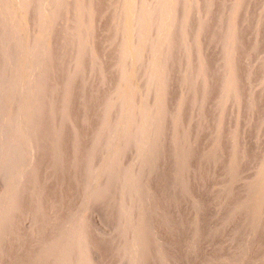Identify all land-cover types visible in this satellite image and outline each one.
<instances>
[{
    "label": "rangeland",
    "instance_id": "374dc122",
    "mask_svg": "<svg viewBox=\"0 0 264 264\" xmlns=\"http://www.w3.org/2000/svg\"><path fill=\"white\" fill-rule=\"evenodd\" d=\"M20 1H21V3H20ZM52 1L53 0H27V2H28L27 3L26 0H24V1L23 0H19V1L18 0H0V70H1L0 71V96H1L0 97V102H1L0 103V198L3 199V200L0 199V220H3L6 222L9 219L8 218V216L10 214L9 211H11V208H13L11 213L16 215V217L18 216L19 218H21L22 222H24L26 220L28 222H30L27 219V217H23V216L19 215L21 213V211L20 212L18 211L19 206H20L19 204L21 201H23V199H25L24 202L26 201V203H27L28 199L31 197V199L29 200V203H30V201H32V198H33L31 196V194H29V193H31L30 191H28L29 193L27 191L26 192L24 191L25 182H29L28 184H30L31 191H33L36 187H38V185H35V183H37L36 180L39 177V175L42 177L41 172H40V168L42 166L40 165V163L37 159H38V156H39L42 148L46 147L44 144H42L43 141L41 140L45 137V133H44V127L45 126H43V125H45L46 123L49 124V123L53 122L54 124L56 123L59 127L53 131V133L56 131L55 133H57L56 135L58 137L55 139L56 135L55 136L51 135V138L52 139L54 138V140L51 139L52 142L49 141L50 143L48 144V146L46 148L47 152L48 151L49 152L47 153L45 161H47V160L53 161L52 159H54L53 157H54V155H56L55 160H54V163H51L52 167H51L50 172H49L50 174L48 173L49 175H47V178H45L47 180H45V181L42 180L41 187H40L41 193H42L40 195V199H39L40 201H36L33 199L34 202L32 201L30 203V204L33 203L32 204L33 206L28 205L29 207L31 206L30 208L32 211L33 210L38 211L36 209V207H37L36 205H38V206L41 205L40 207H38V209H40L42 211V215L41 216L39 215V218L43 219L42 223H40L42 225H40L41 228L38 227L37 229H35L37 232L35 233V231H34V236H35L34 239L35 240L39 239L43 235L40 239L44 240V242H43V244H45L44 247L48 248L49 246L52 245L51 247H49L51 249V251H53L52 256H53V258L58 260L57 261V260L52 259V256H51V258H49V260L50 259H52V260H50L47 264H51L52 261H56L57 264H63V263L64 264H67V263L68 264H88V261H92V262H90L91 264L92 263L93 264H130V263L143 264V263H145V260H144L145 254H147L148 251H149V253H151V254H149L151 256L150 257L148 256L149 258L147 256L145 257L146 261L149 260V261H147L146 264H264V259H263L264 258V235H263L264 230H263V233L261 232V235L258 234V232L260 233V231H262L261 229H264L263 228L264 222L261 221L262 215H259L260 213L261 214L264 213V171H263L264 164L258 172L257 171L256 172L250 171L252 169H251V166H249L250 165V159H249V155H248V154H251V152H253L254 153L253 157H254V159H256L257 162L258 161H264V151H263V149L260 148V146H262V144L264 143V125L262 126L263 128L259 125L258 127L254 126V128L252 129L251 126L256 125L254 123V124L250 125L251 128L249 129V125H246V123H245V125L242 124L243 123L242 121H245V118L247 117V115L249 113L256 115L255 118L257 117L258 119L261 117H264V77H263L264 75L262 76V74H264V72H262V74H261V76H262L261 79H259L260 78L259 75L257 77L253 76V74L250 75V78H251V79L249 78L250 82L248 81L249 84L245 87L243 86L244 83H241V82L238 85L233 86V85L229 84L228 79L230 78L229 72L231 71L232 75L231 74L230 75L232 76L233 80H235L236 77L234 76L235 75L234 70H235V66H236L235 64L236 63L234 64V62H232L234 65L232 64L233 68L231 67V69L227 68V66L222 67V66H224V64L222 63V62H224L223 60H225L227 57H228L227 58V60H228V59H232L234 56H236L235 48L238 45V43H236L237 45L234 46V44H235L234 40H236V39H234L235 33H233V32H236L237 29L239 27H241L240 26L241 23H242V25H243V23H245L244 19H248V17L251 15V13H249V12L254 11L256 6H261L260 3L257 4L258 0H255L257 3H255V1L251 2L253 0H211V1L210 0H193L192 3H191V0H188V1L187 0H114V1L113 0L112 1L104 0V1H101L99 5H97L96 2H94L96 0H94V1L93 0H81V3H79V5H78L79 6V12H78L79 17L77 15L76 18H74L73 20L70 21L71 25L69 23V25H68L69 29L65 28V24H66L65 22L68 21V17L71 14V11L73 10V7H72L73 6L72 4H74L73 0H63V1L60 0L61 3L58 6V9H56L57 7L55 8V4L58 0H54L53 2ZM189 1H190L189 5H192V4L194 5L195 2L196 3L199 2V4H200V2H201V4H203V3L205 4V2H207L205 5H207V6L213 5L212 6L213 9H211L212 8L211 6L209 7L208 10L209 11L211 10L209 13H208V11L204 12V10H203V12H201L202 14L196 13V11L194 12V6L193 5L191 6L192 7L191 9L193 10V13H191L193 19L192 18H190V19H192L194 21V23L192 22V24H194V25H191L192 28L190 27L191 28L190 32H192L193 35H195V33H198L197 28L199 27V25H200L199 22L201 23L202 18H205V16H207L209 14L215 18L216 17L219 18V16L221 18L223 15L227 14L225 16H227L228 22H226V24L225 25L223 24V25L225 26L224 27L225 30H226V28H228L224 32V35L226 33H229V35H226L223 37V39L227 38L226 40L225 39L223 40L224 42L225 41L227 42V43L225 42L226 44H223V46L221 45V42L223 43V41L219 42L217 37L214 38L213 41L215 42L217 40L219 43L217 41L216 42L218 44L212 42V47H211L212 50L211 51H213V52L215 51V52L212 53V55H211V52H207L206 46H204L203 49H201L202 46L204 45L203 43H202V45H200L201 43L199 41L200 38H202V36H203L202 33H198V35L196 34L194 37H191L192 36V34H191V36L189 37L188 40H190L189 41L190 43H192V42H194V43L190 44L187 42L188 44H190V45H188V48L190 49L189 53H191V55H188L187 59L181 61L178 64V62L175 63V61H178V55H179V53L177 55L178 50L176 49V47H177L178 43L181 41L179 36L180 37L182 36L181 30H183L184 26L182 23H181L182 25H180L179 20L175 19L174 14H177L180 7L183 4L185 5V3L187 4ZM263 1L264 0H262V2ZM17 2H19V3H17ZM241 2H242V4H241ZM243 2H244V5H243ZM262 2H261V4H262ZM53 3H54V6H53ZM69 3H70V5H69ZM91 3L92 4L94 3V5H92ZM105 3L107 4V6L102 7L105 5ZM108 3L109 4L115 3V5H112L115 8L114 9L110 8L111 6ZM30 4H31V6H30ZM197 4H195V5H197ZM229 4H230V7H229L230 9L227 8L229 6ZM120 5H121V7H120ZM145 5H146V7H145ZM158 5H159V7H162V12H163V14H165V16L163 18H162V16H160L159 17L160 19L158 17L156 18L155 16H153V13H155L154 9H156V10L159 9V8H157ZM37 7H39V10ZM251 7L254 9L252 10ZM90 8L95 9V15H96L95 17L96 18L94 17V20H96V21L97 20H99V21L104 20L103 21L104 24H102L101 21L100 22L98 21L103 26L94 20H93L94 24L92 23L93 26H92V24L87 25V26L85 25V23H87L88 11ZM109 8L112 9V11H110ZM142 8L145 10L146 15H148V17L150 16L148 18V22L147 21L145 22L144 20L138 21L140 19L139 18L140 17L139 10L141 12ZM242 8H244L243 14H242V12H243ZM106 9H109L108 13L107 12L105 13ZM190 10H189V12H191ZM240 10H242V12H239ZM22 11L23 12L26 11V13L28 12L27 14H29L27 16V18H29V19H27L28 22L25 25L21 24L22 23V14H21ZM80 11H82V12H80ZM119 12L121 15L119 14ZM189 12L187 13L186 17H189L188 15H191V14H189ZM229 13H230V15H228ZM99 14H100V16H99ZM104 14H106V16ZM109 14H110V16H109ZM122 14H123V16H122ZM34 15H36V16H34ZM115 15H116V17H115ZM167 15H169V16H167ZM30 16H31V18H30ZM120 16L122 17V19ZM195 16L198 18V20H195V19H197ZM245 16H247V17H245ZM46 17L47 18L49 17V19H47L48 21H46ZM98 17H102V18L98 19ZM118 17H120L121 21L119 20L116 23V20L118 19ZM200 18H201V20H200ZM31 19H32V21H31ZM81 19H83L84 21ZM170 19H172V20H170ZM238 19H239V21L237 23H239V26H237L238 24L236 23V21ZM41 20H43V21H41ZM169 21H171L170 23H173L174 21H178V23H179V25H176L177 27H175V25H174V24H177V22L176 23L174 22V24H172V26H171V30L173 29L174 34H175L174 31H176V34H175V37H174V34H171L172 35L171 37L173 39L171 40V38H170L169 43L172 42L170 44L164 38L165 28L167 26V23H169ZM56 23H57V25H56ZM112 23L113 24L115 23V28H114V25ZM139 23L141 25H139ZM43 24H45V25H43ZM58 25L60 27L59 30H58ZM82 25H85V27ZM98 25H100L102 29L101 28H100V30L97 29L98 27H100ZM112 25H113V27L111 28ZM24 26H25V28H24ZM88 26L91 28L93 27V28L92 29L90 28V30H89ZM94 26L95 27L98 26V27L94 28ZM136 26H138L139 29H136ZM63 27H64V30H63L64 32H62ZM106 28L108 31L106 30ZM174 28H175V30H174ZM178 28H179V30H178ZM65 29H67V30H65ZM80 29L83 32H85V30L87 29L86 31L89 33H87L88 35H85V41L81 40L79 42L80 43L79 44L77 41L78 39H77V33L76 32L80 31ZM94 29L98 30V31H95ZM231 29H232V31H230ZM121 30H123V31H121ZM193 30L197 31V32H194ZM211 30L212 29L210 27H209V29L207 28V32L208 31L210 32ZM247 30H249V29H247ZM93 32L95 34H97V32H99L98 34H100V35L102 34L103 37H102V35L100 36L98 34L95 36L93 34ZM114 32H115V34H114ZM104 33L106 34V36H104ZM110 33L111 34L113 33L112 36ZM116 33H117V35L119 34V37L127 36V34H128L129 35L128 42L125 45L122 42H121L122 44H119V45L115 44L118 42L113 43V41H116V39L119 38L116 35ZM151 33H153L154 35ZM62 34H64V35H62ZM121 34H122V36H121ZM74 35H75V37H74ZM113 35H114V37H113ZM148 36H151V38L150 37L148 38ZM94 37H96V38L99 37L100 39L99 38L98 39L100 41L98 40V42H97L96 38H95L96 41L91 40L92 38L94 39ZM104 37H106L105 40L101 41V39L103 40ZM106 39H107V41L109 39L108 42L111 41L113 45L111 46V44L109 45L108 43H106ZM150 40L154 41L155 44L152 41L149 43ZM94 41H95V43H94ZM165 41L167 42V44L165 43ZM198 42H199V45L201 47L198 45ZM236 42H237V40H236ZM195 43L197 44L198 47L196 46ZM87 44H88V46H91V47H88V49H87ZM96 44H97V46H95ZM99 44H101V45H99ZM103 44H105V45H103ZM114 44H115V46H114ZM148 44H150V45H148ZM171 44L173 46H176V47H173V49L169 52V50L167 49L169 47L166 45H169L171 47L172 46ZM260 44H262L261 45V47H262L264 44V41L261 42ZM122 45H124V46H122ZM193 45H195V46H193ZM94 46L96 49H94ZM103 46H104V48H103ZM157 46H158L159 50L156 53V55H154V56H156L154 58L152 53L154 52L153 49ZM189 46H191L192 49ZM220 46H221V48H220ZM227 46H229V47H227ZM106 47H107V49H106ZM120 47H123V48H120ZM194 47L195 48L200 47L199 51L197 52L198 49H195ZM217 47H219V49ZM74 48H76V49H74ZM231 48L233 50H231ZM262 48H264V46ZM110 49H113V50L110 51ZM114 49L115 50L117 49V50L114 51ZM221 49H222V52H220L221 55L216 54V53H218L217 51H219ZM227 50H228V53H227ZM208 51H210V50H208ZM84 53H85V55H84ZM150 53L152 56L150 55ZM206 53H208V55H210L209 58H211L213 60H210L209 58H206L205 62L203 60H201ZM30 54H32V55H30ZM102 54H103V56H102ZM166 54H168V55H166ZM213 54H215L216 57ZM230 54H232V55L230 56ZM259 54H260L259 52L257 53V51H255L254 56H252V58H254V60L252 62V65L254 67L253 66H252L253 68L251 67V69H250L251 71H254L255 69H257V67H260L259 64H261V57L257 58L259 56ZM53 55H55V56H53ZM123 55L125 57H123ZM217 55L220 56L221 58H217L218 57ZM50 56L53 57V61H50V63L53 62L51 64L48 63ZM77 56H82L84 59L82 61L83 65H81L77 69L78 74H77V77H75L76 78L75 87L72 90L71 97H70L71 103H69L68 106H65V108H62V110H61L60 106H57V104H59L58 99H56L54 97L52 98V96H51V98H52L51 100L53 102L51 104V106H47L44 108L46 112L44 111V109H43V111L42 110L40 111V109L44 106H39V105H40L41 101H43L42 99L46 95L44 92V93H42L43 94V96H42L39 89H37L38 84L41 83V85H44V89L47 92V95L50 94L48 92L50 91L51 88H54V86H52V85L55 84L54 82H57V80L61 81V83L64 84L63 78L65 77V73L68 70L67 68L70 66L71 60ZM121 56L123 58H121ZM142 56H143V58H142ZM61 57H62V60H61ZM63 57H65V58L63 59ZM150 58H151V60H150ZM167 58L169 59L168 61H167ZM223 58H225V59H223ZM46 59L48 60V62H46L47 61ZM108 59H110V60H108ZM208 59L212 63L208 62L207 61ZM218 59H220V60H218ZM107 61H108V63H107ZM213 62H214V65H216V66L212 65ZM101 63L104 66L102 67L103 69L100 70L99 67H101V66L99 64H101ZM104 63H106V64H104ZM128 63H129V65L130 64H132V65L129 66ZM206 63H207V65H206ZM209 63H210V65H209ZM199 64H201V65H199ZM203 64H205L206 66H209V68L208 67H205V68L201 67ZM211 65L216 69L214 72L216 76L214 75L215 77H213V78L208 77V76H210V74H212L211 70H210V68L212 69ZM199 68L201 70L205 69L204 73L201 74V70ZM202 68H204V69H202ZM90 69L93 72L89 74L88 71ZM206 69L208 70V72L206 71ZM221 69H222V71H221ZM19 70H20V72H19ZM42 70L46 72V75L43 78H41L42 77L41 72H43ZM165 70L167 71V73ZM198 70H200V71H198ZM187 71H188V74H187ZM206 72L209 74H207ZM163 73H164V75H163ZM254 75H255V72H254ZM146 76L148 78H146ZM122 77H124L125 79ZM255 77L260 82H258L257 80L255 81V79H256ZM109 78H111V79H109ZM208 78L210 79V81ZM41 79H43V80H41ZM206 82L208 84L204 85L203 83H206ZM256 82H258V83H256ZM127 84H128V86L130 85V87H131V88L129 87L130 91L127 90V88H125V86ZM99 85L100 86L105 85L107 93H104V94L100 93V97H97V96H99V92H100L99 89H97V88H99L98 87ZM190 86L192 87V89H190L191 88ZM239 86H241V87H239ZM143 87H144V89H143ZM167 89H169L170 91H168ZM80 90H84L83 92L86 93V94L82 93L83 95L85 94L84 96H82V98H78V96H77V95H81V92H79ZM129 92L130 93L133 92L132 93L133 95L130 94ZM258 93H260V94H258ZM246 94L248 95V97ZM252 94H254V95H252ZM110 95H111V97H110ZM37 96H38V98H37ZM124 96H126V97L124 98ZM252 96H254V97H252ZM130 97H132L133 99L131 98L132 99L131 100ZM76 98L79 101H77ZM94 98H96V100ZM128 98L130 99V101ZM244 98H245V101H244ZM107 99H109L111 101H109V100L107 101ZM93 100L97 101V102H94ZM184 100L187 101L188 103H185L186 105L182 107L181 105L184 104ZM216 100L221 101V104L223 105V106L220 105L221 107H219V109L217 111L213 110L215 107H213L211 105ZM165 101H166V104H168V106L163 105V102L165 104ZM108 102H110V105L107 104ZM122 102H123V104H122ZM182 102H183V104H182ZM200 102H201V104H200ZM18 104H19V106H18ZM199 104L201 106H199ZM202 104H205V106H202ZM46 108L49 109V111H47ZM119 109H120V111H119ZM229 109H230V112H231V110H233L234 116H232L231 119L229 118V120H228L227 118H225V112H227V110H229ZM64 110H66V111H64ZM63 111H64V113H63ZM179 111H181V112H179ZM39 113H40V117H39L40 121L39 122L41 124L43 123V125L41 126V130H40L38 136L36 137L37 139L36 138L32 139L31 132L33 129L31 131H30V129L33 128V126H34L33 121H35V119L37 118V115ZM180 113H181V115H180ZM43 114L47 115L48 117L47 116L43 117L44 116ZM88 114H89V116H88ZM176 114H178L180 116V119H179V116H177ZM245 114H246V117H245ZM81 116H84V117H81ZM199 116H200V119L198 118ZM29 117H31V118H29ZM234 117H235V119H234ZM8 118H10V119H8ZM40 118L41 119L43 118V120H41ZM98 118H100L101 120L104 119V121L103 120L101 121V123H102V127H101L102 129L101 130L102 131L100 132L99 137H97V135L93 133L94 132V125H95V122ZM238 118H239V120H238ZM255 118H254L253 122H256ZM74 119L76 120V122L79 121L80 125L82 122V126L81 127L79 126L80 127V130H79L80 135L77 137V139H78L77 142H74L76 140V138L73 134V133H75V129H74V127H72L73 126L72 123H74V121H75ZM84 119H85V121H84ZM189 119H191V121L194 120L193 122L196 121L195 123H197V122L199 124L201 123L200 128L202 130L199 127H197L199 125L198 123H197L198 125L193 123V122H192V124H190L191 121H189ZM231 120H233V121H231ZM83 121H84V123H83ZM229 121H231V123H229ZM263 121H264V118H263ZM180 122H182V123H180ZM6 123H8V124H6ZM163 123L166 124L165 127H164ZM128 124L130 126H128ZM189 124L191 127H188ZM169 125L171 127H169ZM241 125H243V127H241ZM145 126H147L149 128V131H148L149 133L145 132ZM173 126H176V127H173ZM182 126H184L183 129H179V128H182ZM205 126L207 128H205ZM230 126L234 127V129L233 128L232 129L235 131V134H236L235 136H234V132L232 129L230 132L226 133L227 131L230 130ZM235 126H237V127H235ZM130 127L132 128V130ZM161 127L165 128L166 131H164ZM203 127H204L205 132L203 131ZM113 128L114 129L116 128L115 130H117V131L119 129L118 132L120 134L117 132L118 134L116 133L115 135H112V129ZM128 128H130V129H128ZM177 128L179 129V131H177L178 130ZM186 128H187V130H185ZM197 128H199V129H197ZM120 129H121V132H120ZM126 129L128 131H132V132H128V131H126ZM173 129H174V131H173ZM255 129L257 132L255 131ZM257 129H259V130H257ZM181 130L182 131L185 130L186 132L187 131L188 132L183 133L185 131L182 132ZM124 131H125V135H124ZM175 131H177V132L174 134ZM249 131H251V132H249ZM231 132H233V135ZM59 134H61V135H59ZM110 134L112 135V137ZM157 134H159V135H157ZM168 134H169V136H168ZM182 134H184L185 136ZM227 134L230 135L231 139H233V137H234V139L237 141L236 142V146H237L236 148L233 147V149H232L230 147L229 143H230L231 139H228L229 135H227ZM39 135H41L43 138H41ZM119 135H121V136H119ZM180 135H182V136H180ZM189 135L194 136L196 138V141H193L194 137H191ZM179 136L181 138H179ZM219 136H222V137H219ZM226 136H227V138H226ZM253 136L257 137V140L255 141L256 143L254 142L255 138L253 139ZM223 137L226 139L223 140ZM120 138H122L123 139L122 141L124 143H126L124 146L127 145L125 147L126 150H124V152H120V151H122V148H121L122 145L121 144L123 143ZM219 138H221L222 140ZM69 139H70V141H69ZM178 139H181V140L179 141ZM191 139H192V141H191ZM58 140H62L61 142L62 143L64 142V144H65L64 146H66V147L62 146L60 149L55 144H53L54 142L58 144V142H59ZM167 140H168V142H166ZM198 140H199V142L197 143ZM137 141H140V142H137ZM178 141H179V143H178ZM245 141H246V144H245ZM78 142H79V144H78ZM136 142L141 146V149L138 148L139 145L137 147ZM163 142H166V144H167V145H165V147H166L165 149H162V146H161ZM182 142H183L184 146L181 145ZM51 143L55 146L51 145ZM74 143H76L77 145ZM177 143L178 144L181 143L179 147H178ZM192 143H193V145L190 147V145ZM171 144L174 145V148H173V145H171ZM186 144L188 147L186 146ZM196 144L198 145L197 147H196ZM257 144H261V145L257 146ZM181 146H183V147H181ZM56 147H57V149H59L57 152H55ZM176 147H178V148H176ZM227 147H228V149H227ZM229 147L232 150H230ZM241 147H242V149H241ZM118 148H120V149H118ZM159 148L163 153L161 151H160L161 153H159ZM202 148H203V150H206V155L203 158V159H206V161L201 160L200 165H196L195 162H196L197 158H195V157L197 156L198 151L202 150ZM66 149L67 150L71 149L70 150L71 153L69 156L71 158L68 161V163L66 162V160H63V158H64L63 153L65 155ZM222 149H224V151ZM191 150L192 151L195 150V152L194 151L192 152ZM227 151H228V153H227ZM232 151H234V152H232ZM119 152L122 153L123 155H126V157L123 156V158L125 159L123 164H125V165L123 166L124 168L122 169V171L121 170L119 171V169H117L118 163H116L117 159H120V156L118 155V154H120ZM174 153H175V155H174ZM212 153L215 155L218 153L217 154L218 158H215L214 160L211 159V157L213 155ZM34 155H35V157H34ZM72 155H73V157H72ZM173 155H174V159H173ZM6 156H8V157H6ZM90 156H93V157H90ZM118 156H119V158H118ZM188 156H190V158L193 160H189L190 158ZM245 156H247L248 158ZM89 157L91 159L96 158L98 160V167H97L98 171L96 170L95 174L93 173V177L90 176L87 173V171L84 170L85 167L87 166L88 162L90 161ZM101 157H102V159H100ZM236 157H238V159ZM161 158L162 159L165 158L164 161L166 163L165 162L161 163L160 161H163V160H161ZM176 158H179L180 162L182 160L183 164H182V162L180 163V166H181L180 172L177 171V173L173 175V174H171V172H169V171H171V170H169V168H170L169 166H171L169 163H171L172 160L173 161L176 160ZM183 158H187L188 161H191L189 164V165H191V167L186 165V163H189V162L184 161L186 159L183 160ZM194 159H196V160H194ZM244 159L245 160L249 159L248 165L247 164L244 165L242 163L243 162L242 160H244ZM100 160L102 161V163ZM210 160L212 162H210ZM236 160H238V161H236ZM245 160H244V162L247 163ZM158 161L161 163V165L165 164L168 168L165 165H163L161 168V165L158 164ZM168 161H170V162H168ZM208 162H209V165H208ZM236 162L238 165H239L238 162H240L241 165L238 166L239 168L237 167ZM37 163H39V164H37ZM106 163H108V164H106ZM210 163H211V165H210ZM167 164H169V165H167ZM159 165H160V167H158ZM242 165H244V167ZM186 166L188 168V171L186 169ZM228 166H231V167H228ZM246 166L250 167V169H248ZM240 167H242L243 170H242V168L240 169ZM9 168H10V170H9ZM82 168H84V169L82 170ZM193 169H194V171H193ZM235 169H237L236 172H234ZM60 170H62V171H60ZM159 170L162 171V173ZM165 170H166V172H164ZM182 170H184V171H182ZM205 170L209 171V174L207 177H202L203 172ZM226 170L227 171L229 170V171L227 172ZM33 171H36V172L38 171L39 173L37 172L38 173L37 174L36 172L34 173ZM81 171L82 172L84 171V172L82 173ZM261 171H263V172H261ZM185 172L187 174H185ZM200 172H201V174H200ZM34 174H35V176H34ZM166 174H167V176L165 177ZM193 174L195 175V177ZM230 174H232L233 176ZM139 175L141 176V179H140ZM180 175L182 177H183V175H185L186 177L185 176L184 177L186 178V180L184 177L181 178ZM190 175H193V176H190ZM225 175L227 176V178ZM142 176H144V177H142ZM162 176H164V177H162ZM73 177L75 180L73 179ZM109 177H110V179H109ZM167 177L169 178V181H168ZM178 177H179L180 181H178ZM201 177L203 180L201 179ZM124 178H126V179H124ZM135 178H139V179H135ZM171 178L173 179L172 181H174V182H171V180H170ZM12 179H13V181H12ZM49 179H51V180H49ZM221 179H223L222 181L226 180V182L225 183L221 182ZM128 180L131 181V183ZM252 180H253V182H252ZM120 181H122L123 183H126L128 181L127 184H124L125 187L123 189V191L126 194L124 192H122V193H120V195H118L119 194L118 186H119ZM167 181L169 183L168 186H166ZM70 182H74L72 186H70ZM240 182H242V183H240ZM77 183H78V185H77ZM189 183H190V185H189ZM202 183H204V184H202ZM57 184H58V186H56ZM59 184H61V185H59ZM197 184H198V186H197ZM46 185H48V186H46ZM104 185H105L106 189L108 188V190H106L108 192V194L104 192L105 197L104 196L103 197L105 199L102 198L101 200H103V201H100V204H99L98 203L99 201H96L94 199V197H97V196H94V195H95V193H98L99 188L104 187ZM221 185L224 186L225 188L227 187L226 190L225 189L223 190V187ZM34 186H36V187H34ZM42 186H43V190H42ZM45 186H46V188H44ZM80 186H82V187H80ZM110 186H111V188H110ZM220 186H221V188H220ZM8 187H10V189H12V190H10ZM161 187H162V189H161ZM213 187L215 189L220 188L221 190L218 189L215 191ZM58 188H60V190ZM68 188H69V191H68ZM96 188H98V189L96 190ZM182 188H184V193H183V195H180L178 193V191L181 190ZM55 189L58 191H56ZM90 189H92V190H90ZM138 190H140V193L142 194L139 196V199L140 198L141 199H140V201L134 202L131 197H133L137 193ZM166 190H167V192H166ZM219 190L222 192L221 194L217 193V191H219ZM191 191H192V193H190ZM3 192H5L6 195L3 194ZM110 192H111V194H110ZM127 192H128V194H127ZM133 192H135V193L133 194ZM10 193H12V194L10 195ZM190 194H192V195H190ZM116 195H117L118 201L116 200L117 199ZM129 195H131V196L129 197ZM149 195H151V197ZM160 195L162 198L160 197ZM178 195L180 196V198L177 197ZM118 196H120V197H118ZM145 196L148 198H146ZM157 196H159V197H157ZM217 196L218 197L220 196V197L218 198ZM23 197H25V198H23ZM176 197L178 198L177 200H176ZM198 197H200V198H198ZM208 197H209V199H208ZM17 198H18V200L15 201V199H17ZM119 198H120V200H119ZM171 198L174 200H171ZM166 199L168 200L169 206L167 205ZM181 200H184L182 202V204H184V205H182V206H181ZM199 200H200V203H199ZM8 201H9V203H8ZM105 201L109 205L104 204ZM154 201H156V202H154ZM157 201H160L162 203L157 202ZM208 201H210V202H208ZM38 202H40V203H38ZM64 202H66V203H64ZM131 202H134V204H132ZM113 203H115V204H113ZM197 203L200 206L196 205ZM210 203H211V205H210ZM91 204H92V206H91ZM135 205H137V207ZM175 205H176V207H175ZM177 205L179 207H177ZM195 205L198 207H196ZM122 206H125V207H122ZM159 206L162 207L163 209L159 208ZM84 207H86V208H84ZM152 207H153V209H152ZM174 207L176 209H174ZM124 208H126V209L124 210ZM145 208H147V209H145ZM170 208H172V209H170ZM196 208H198L199 210L201 209L200 211L204 212L203 217L201 216L203 213H201ZM215 208H216V210H215ZM85 209L86 210L88 209L87 212H85L86 211ZM137 209H138V211H137ZM143 209L145 210V212L147 211L146 213H149L150 215L145 214ZM168 209H169L170 213L168 212ZM177 209H179V210L177 211ZM192 209H194V210L196 209L195 212ZM212 209H214V210L210 211ZM119 210H121V211L124 210L125 212L128 211L126 213L127 215L124 212L123 214H125V215H124V217H122L123 214ZM166 210H167V212H166ZM208 210H209V212H208ZM136 212L140 215L136 214ZM140 212H142V214ZM173 212H175V213H173ZM206 212H208L209 215ZM120 213L122 215H120ZM159 213H160V215H159ZM172 213H173V215H172ZM196 213H198L197 216H193ZM13 214H12V216H13ZM31 214H33V213H31ZM35 214L38 216V214L36 212H35ZM53 214H55V215H53ZM141 215H143V219H142ZM146 215H148V216H146ZM139 216H141V217H139ZM192 216H193V218H192ZM255 216H256V218L259 217L258 219H260V221L257 224H255L257 227L256 230L252 229V230H254V234H253L254 237H251L252 230L249 227H247L245 224L247 222L251 221L252 218L255 219ZM196 217H197V219H196ZM136 218H140V219L136 220ZM155 218H157V219H155ZM162 218L165 222L162 220ZM152 219L155 220L156 222H154ZM258 219H255V221H257ZM189 220L190 221L192 220L191 221L192 223ZM44 221L46 224H44ZM150 221L153 223H150ZM157 221H159V222H157ZM193 221H194V223H196V226L193 223ZM163 222L164 223L167 222L168 224L169 223H171V224L167 225V224H164ZM64 223L66 224V226ZM159 223H163V224L159 225ZM186 223L189 224V226ZM207 223H208V225H207ZM4 224H3V226H4ZM122 224H126V225L123 227ZM232 224H233V226H232ZM52 225H55V226L52 227ZM178 225H180V226H178ZM186 225H187V228H185ZM172 226H173V228H172ZM151 227H152V229H150ZM175 227H176V229H175ZM178 227H182L180 229L181 231H178L179 230ZM44 228L46 229V232L48 234L47 233L44 234L45 233ZM159 228H160V230H159ZM207 230H208V232H207ZM170 231H171V233H170ZM199 231H200V233H199ZM256 231H258V232H256ZM143 232L145 234H143ZM248 232H250V234ZM150 234H152V236ZM179 234H181V235H179ZM38 235H39V237H38ZM185 236L187 237V239ZM183 237H185V239ZM63 239L65 240L66 243L63 241ZM138 240H140V241H138ZM148 240H151V243H150L151 247L149 246L147 248V246H148L147 243L149 242ZM173 240H176V241L174 242ZM193 240H194V242H193ZM48 241H50L49 242L50 245L47 243ZM253 241H255V242H253ZM136 242H138L139 245ZM141 244H143V245H141ZM179 244L182 247H180ZM262 244H263V246H262ZM47 245H48V247H47ZM65 245H66V247H64V250H65L64 251L62 249H63V246H65ZM69 245H70V247H69ZM164 245H166V246L164 247ZM177 246H179L180 248L179 247L177 248ZM186 246H187V248H186ZM260 246H261V248H260ZM60 247H62V248H60ZM53 248H55V249H53ZM113 248L114 249L116 248V249L114 250ZM66 249H67V253H66ZM140 249L141 250L144 249V250L141 251ZM186 249H187V251H186ZM57 250H59V251H57ZM71 250H74V251L72 252ZM123 250H124V252H123ZM69 251H71L70 255H68ZM112 251H113V253L116 254L115 256L112 253ZM102 252H103V254H102ZM145 252H147V253H145ZM239 252H240V254H239ZM80 253H82V254H80ZM93 253H95V254L93 255ZM97 253H99V254H97ZM104 253H107V254H104ZM122 253H123V255H122ZM257 254H259V255H257ZM102 255H104V256L102 257ZM106 256L108 259H104V257L106 258ZM93 257H96V259L98 258L97 261L95 260V258L93 259ZM176 257L178 258V261H177ZM100 258H102V259L100 260ZM62 259H65V260H62ZM88 259H90V260H88ZM105 260H106V262H105Z\"/></svg>",
    "mask_w": 264,
    "mask_h": 264
},
{
    "label": "bare ground",
    "instance_id": "6f19581e",
    "mask_svg": "<svg viewBox=\"0 0 264 264\" xmlns=\"http://www.w3.org/2000/svg\"><path fill=\"white\" fill-rule=\"evenodd\" d=\"M19 1V0H18ZM24 1V0H23ZM54 1V0H53ZM52 1V2H53ZM63 1V0H62ZM94 1V0H93ZM101 1H104V0H96V1H94V2H96V4L97 5H99L100 4V2ZM107 1V0H106ZM109 1V0H108ZM110 1H112V0H110ZM114 1V0H113ZM188 1V0H187ZM192 1L193 0H191V3H192ZM211 1V0H210ZM255 0H253V1H251V2H254ZM260 0H258V3L255 1V3H257V4H259L260 3V5L261 6H256L255 7V9L254 8H252V10L254 9V11H252V12H249V13H251V15L248 17V19H244L245 20V23H243V25H242V23H241V27H239L238 29H237V31L236 32H233V33H235V36H234V39H236L237 40V42H236V40H234V42H235V44H234V46H236L237 44L236 43H238V45L236 46V48H235V51H236V56H234L232 59H228L227 60V58L225 59V58H223V59H225V60H223L224 62H222L223 64H224V66H222V67H226L227 66V68H229V69H231V67L233 68V66H232V62H234V64L236 65L235 66V72H234V76L236 77H234L235 78V80H233V78H232V72L230 71L229 72V76H230V78L228 79L229 80V84L230 85H238L240 82L241 83H244L243 84V86L245 87V86H247L248 84H249V82H250V75H252L253 74V76H258L259 75V79H261V77L264 75V74H262V72H264V48H262L263 46H264V44H263V46L261 47V45L262 44H260L261 42H263L264 41V1L262 2V0L259 2ZM26 2H27V0H26ZM71 2V1H70ZM73 2H74V4H72L73 6V10L71 11V14L69 15V17H68V21L67 22H65L66 24H65V28H68V25H69V23H70V21L71 20H73L74 18H76L77 17V15L79 14L78 12H79V3H81V0H73ZM152 2V1H151ZM171 2V1H170ZM247 2V1H246ZM250 2V3H251ZM261 2H262V4H261ZM17 3H19V2H17ZM16 3V4H17ZM20 3H21V1H20ZM28 3V2H27ZM31 3V2H30ZM55 3V2H54ZM54 3H53V6H54ZM60 0H58L57 2H56V4H55V8L56 9H58V6L60 5ZM127 3V2H126ZM146 3V2H145ZM168 3V2H167ZM189 3H190V1L186 4L185 3V5L183 4L181 7H180V9H179V11L177 12V14H174L175 15V19H178L179 20V22H180V25H182L183 24V26H184V28H183V30H181L182 31V36L180 37L179 36V38L181 39V41L178 43V45H177V47L176 46H173L172 44V46L170 47L169 45H166V46H168L169 48H167L165 45V47L169 50V52L173 49V47H176V49L178 50V52H177V55H178V53H179V55H178V61H175V63L176 62H178V64L181 62V61H183V60H185V59H187L188 58V55H191V53H189V51H190V49L188 48V45H190V44H192V43H194V42H192V43H190L189 41L190 40H188L189 39V37L191 36V34H192V32H190V30H191V25H194V24H192V22L194 23V21L192 20L193 18H192V14L191 13H193V10L191 9L192 7V5H189ZM194 3V2H193ZM198 3V4H197ZM195 2V4H197V5H193L194 6V12L196 11V13H201V12H203V10H204V12L205 11H208V13L211 11H209L208 9H209V7L211 6H207V5H205L207 2H205V4L203 3V4H201V2H200V4H199V2ZM211 3V2H210ZM26 4V3H25ZM35 4V3H34ZM92 4V3H91ZM109 4V3H108ZM241 4H242V2H241ZM18 5V4H17ZM66 5V4H65ZM68 5V4H67ZM69 5H70V3H69ZM92 5H94V3L92 4ZM104 5V4H103ZM111 7H110V6ZM108 6L110 7V8H112V9H114L115 7H113L112 5H115V3H110ZM118 5V4H117ZM122 5V4H121ZM121 5H120V7H121ZM167 5V4H166ZM172 5V4H171ZM243 5H244V2H243ZM253 5V4H252ZM255 5V4H254ZM14 6V5H13ZM12 6V7H13ZM30 6H31V4H30ZM35 6V5H34ZM46 6V5H45ZM105 6H107V4L105 3V5L104 6H102V7H105ZM119 6V5H118ZM144 6V5H143ZM142 6V7H143ZM152 6V5H151ZM213 6V5H212ZM211 6V7H212ZM233 6V5H232ZM47 7V6H46ZM119 7V8H120ZM145 7H146V5H145ZM155 7V6H154ZM164 7V6H163ZM230 7V4H229V6L227 7L228 9H230L229 8ZM38 8V10H39V7H37ZM97 8V7H96ZM100 8V7H99ZM109 8V9H110ZM151 8V7H150ZM157 8H159L158 10H156V9H154V12L155 13H153V16H155L156 18L158 17H160V16H162V18L165 16V14H163V12H162V7H159V5H158V7ZM179 8V7H178ZM247 8V7H246ZM102 9V8H101ZM109 9H106V11H105V13L107 12H109L108 10ZM112 9H110V11H112ZM191 9V10H190ZM211 9H213V7L211 8ZM227 9V10H228ZM244 8H242V10H243ZM20 10V9H19ZM30 10V9H29ZM28 10V11H29ZM104 10V9H103ZM156 10V11H155ZM189 10L191 11V12H189ZM226 10V9H225ZM232 10V9H231ZM242 10H240L239 12H242ZM101 11V10H100ZM99 11V12H100ZM115 11V10H114ZM137 11V10H136ZM250 11V10H249ZM80 12H82V11H80ZM138 12V11H137ZM166 12V11H165ZM189 12V14H191V15H188L189 17H186L187 16V13ZM227 12V11H226ZM28 13V12H27ZM26 13V11H22V23L21 24H26L28 21H27V19H29V18H27V16L29 15V14H27ZM139 13H140V19L138 20V21H141V20H144L145 22L147 21L148 22V18L150 17H148V15H146V13H145V10L142 8V10H141V12H140V10H139ZM244 13V10H243V12H242V14ZM20 14V15H21ZM115 14V13H114ZM119 14H120V12H119ZM202 14V13H201ZM200 14V15H201ZM212 14V13H211ZM220 14V13H219ZM102 15V14H101ZM105 16H106V14H104ZM121 15V14H120ZM150 15V14H149ZM194 15V14H193ZM223 15V14H222ZM225 15H227V14H225ZM225 15H223L221 18H220V16H219V18L218 17H213V16H211L210 14L209 15H207V16H205V18H202V21H201V23L199 22V27L197 28V30H198V33H202V38H200V45H202V43L204 44L203 46H202V48L201 49H203V47L204 46H206V49H207V52H211V55H212V53H214L213 51H211L212 49H211V47H212V42H214L213 40H214V38H216L217 37V39H218V41L219 42H221V41H223L224 39H223V37L224 36H226V35H229V33H226L225 35H224V32L228 29V28H226V30L224 29V25L226 24V22H228V18H227V16H225ZM228 15H230V13L228 14ZM34 16H36V15H34ZM51 16V15H50ZM82 16V15H81ZM86 16V15H85ZM96 15H95V9H89V11H88V19H87V23H85V25L87 26V25H91L92 23L94 24V21H96V20H94V17H95ZM99 16H100V14H99ZM109 16H110V14H109ZM119 16V15H118ZM122 16H123V14H122ZM167 16H169V15H167ZM173 16V15H172ZM177 16V17H176ZM191 16V17H190ZM197 16V15H196ZM195 16V17H196ZM78 17H79V15H78ZM104 17V16H103ZM115 17H116V15H115ZM121 17V16H120ZM120 17H118V19L116 20V23L120 20ZM174 17V16H173ZM201 17V16H200ZM245 17H247V16H245ZM30 18H31V16H30ZM51 18V17H50ZM96 18V17H95ZM102 17H98V19H101ZM105 18V17H104ZM111 18V17H110ZM109 18V19H110ZM114 18V17H113ZM152 18V17H151ZM190 18H192V19H190ZM197 18V17H196ZM42 19V18H41ZM47 19H49V17L47 18L46 17V21H48ZM121 19H122V17H121ZM160 19V18H159ZM166 19V18H165ZM242 19V18H241ZM44 20V19H43ZM43 20H41V21H43ZM77 20V19H76ZM81 20H83V19H81ZM94 20V21H93ZM103 20V19H102ZM167 20V19H166ZM170 20H172V19H170ZM195 20H198V18L197 19H195ZM200 20H201V18H200ZM31 21H32V19H31ZM51 21V20H50ZM53 21V20H52ZM84 21V20H83ZM99 20H97L96 22H98ZM101 21V20H100ZM99 21V22H100ZM104 21V20H103ZM103 21H101V23L102 24H104L103 23ZM121 21V20H120ZM239 21V19L236 21V23ZM56 22V21H55ZM98 22V23H99ZM152 22V21H151ZM165 22V21H164ZM171 21H169V23H167V26H166V28H165V34H164V38H165V40L169 43V41H170V38H171V40L173 39L171 36V34H174L173 33V29L171 30V26H172V24H174V22L176 23L177 22V24H174L175 25V27H177L176 25H179V23H178V21H174L173 23H170ZM38 23V22H37ZM74 23V22H73ZM101 23H99V24H101ZM121 23V22H120ZM135 23V22H134ZM137 23V22H136ZM155 23V22H154ZM166 23V22H165ZM182 23V24H181ZM41 24V23H40ZM62 24V23H61ZM93 24H92V26H93ZM101 24V25H102ZM113 24V23H112ZM160 24V23H159ZM163 24V23H162ZM224 24V25H223ZM231 24V23H230ZM238 25L237 26H239V23H237ZM35 25V24H34ZM43 25H45V24H43ZM56 25H57V23H56ZM70 25H71V23H70ZM85 25H82V26H84L85 27ZM114 25V28H115V23L113 24ZM113 25L111 26V28L113 27ZM139 25H141L140 23H139ZM173 25V26H174ZM67 26V27H66ZM98 26H100V25H98ZM97 26V27H98ZM103 26V25H102ZM151 26V25H150ZM198 26V25H197ZM4 27V26H3ZM18 27V26H17ZM52 27V26H51ZM76 27V26H75ZM89 27V26H88ZM97 27H95L94 26V28H97ZM181 27V26H180ZM191 27V28H190ZM209 27L212 29L210 32L208 31L207 32V28L209 29ZM24 28H25V26H24ZM59 25H58V30H59ZM87 28V27H86ZM90 28L91 27H89V30H90ZM93 28V27H92ZM91 28V29H92ZM100 28H101V26L100 27H98L97 29H99L100 30ZM108 28V27H107ZM107 28H106V30H107ZM173 28V27H172ZM10 29V28H9ZM69 29V28H68ZM88 29V28H87ZM86 29V30H87ZM102 29V28H101ZM105 29V28H104ZM109 29V28H108ZM119 29V28H118ZM134 29V28H133ZM136 29H139L138 28V26H136ZM236 29V28H235ZM247 29H249V30H247ZM64 30V27H63V29H62V32H64L63 31ZM65 30H67V29H65ZM85 30V32H83L81 29H80V31H78V32H76L77 33V41H78V43L82 40H84L85 41V35H88L87 33H89V32H87ZM88 30V31H89ZM95 30V29H94ZM135 30V29H134ZM174 30H175V28H174ZM178 30H179V28H178ZM177 30V31H178ZM196 30V29H195ZM95 31H98V30H95ZM94 31V32H95ZM108 31V30H107ZM106 31V32H107ZM118 31V30H117ZM121 31H123V30H121ZM171 31V32H170ZM194 31V30H193ZM230 31H232V29L230 30ZM67 32V31H66ZM93 32V34L96 36L99 32H97V34H95ZM105 32V31H104ZM133 32V31H132ZM175 32V34H176V31H174ZM194 32H197V31H194ZM91 33V32H90ZM102 33V32H101ZM119 33V32H118ZM198 33H195V35L197 34L198 35ZM42 34V33H41ZM111 34V33H110ZM113 34V33H112ZM112 34H111V36H112ZM114 34H115V32H114ZM120 34V33H119ZM119 34L117 35V33H116V35L119 37ZM126 34V33H125ZM151 34H153V33H151ZM175 34H174V37H175ZM231 34V33H230ZM62 35H64V34H62ZM61 35V36H62ZM76 35V34H75ZM75 35H74V37H75ZM90 35V34H89ZM98 35H100V34H98ZM102 35V34H101ZM100 35V36H101ZM109 35V34H108ZM154 35V34H153ZM152 35V36H153ZM195 35H193L192 34V36L191 37H194ZM201 35V34H200ZM99 36V37H100ZM104 36H106V34L104 33ZM110 36V35H109ZM110 36V37H111ZM121 36H122V34H121ZM135 36V35H134ZM93 37V36H92ZM98 37V38H99ZM102 37H103V35H102ZM108 37V36H107ZM113 37H114V35H113ZM112 37V38H113ZM117 37V38H118ZM129 37V35L127 34V36H122V37H119L118 39H116V41H113V43L114 42H118V43H115L116 45H119V44H122V43H124V45L128 42V38ZM151 38V36H148V38ZM200 37V36H199ZM17 38V37H16ZM96 37H94V39L92 38L91 40H95L96 41V39H97V42H98V40L101 38H96ZM105 38L106 37H104L103 38V40L101 39V41H104L105 40ZM56 39V38H55ZM194 39V38H193ZM198 39V38H197ZM196 39V40H197ZM227 39V38H226ZM225 39V40H226ZM112 40V39H111ZM119 40V41H118ZM155 40V39H154ZM157 40V39H156ZM192 40V39H191ZM90 41V40H89ZM95 41H94V43H95ZM100 41V40H99ZM108 41H109V39H108ZM107 41V39H106V43H108L109 45L111 44V46L113 45L112 44V42L110 41V42H108ZM152 40H150L149 41V43L151 42ZM165 41V43L167 44V42ZM179 41V40H178ZM194 41V40H193ZM217 41V40H216ZM214 42V43H216V44H218L217 42ZM45 42V41H44ZM96 42V43H97ZM120 42V43H119ZM122 42V43H121ZM153 43H154V41H152ZM190 43V44H188V43ZM226 42V41H225ZM224 41H223V43L221 42V45L223 46V44H226ZM231 42V41H230ZM260 42V43H259ZM56 43V42H55ZM93 43V44H94ZM152 43V44H153ZM170 43H172V42H170ZM169 43V44H170ZM174 43V42H173ZM46 44V43H45ZM80 44V43H79ZM83 44V43H82ZM92 44V45H93ZM107 44V45H108ZM115 44H114V46H115ZM155 44V43H154ZM157 44V43H156ZM196 44V43H195ZM215 44V45H216ZM230 44V43H229ZM43 45V44H42ZM76 45V44H75ZM90 45V44H89ZM99 45H101V44H99ZM103 45H105V44H103ZM124 45H122V46H124ZM148 45H150V44H148ZM175 45V44H174ZM198 45H199V42H198ZM199 45V46H200ZM231 45V44H230ZM2 46V45H1ZM85 46V45H84ZM95 46H97V44L95 45ZM95 46H94V49H96L95 48ZM160 46V45H159ZM163 46V47H164ZM193 46H195V45H193ZM196 46H197V44H196ZM233 46V45H232ZM231 46V47H232ZM233 46V47H234ZM44 47V46H43ZM50 47V46H49ZM88 47H91V46H88V44H87V49H88ZM100 47V46H99ZM102 47V46H101ZM117 47V46H116ZM115 47V48H116ZM161 47V46H160ZM189 47H191V46H189ZM198 47V46H197ZM201 47V46H200ZM199 47V48H200ZM227 47H229V46H227ZM232 47V48H233ZM103 48H104V46H103ZM120 48H123V47H120ZM151 48V47H150ZM154 48V47H153ZM195 48V47H194ZM199 48H195V49H198L197 50V52L199 51ZM214 48V47H213ZM218 49H219V47H217ZM220 48H221V46H220ZM231 48V50H233ZM52 49V48H51ZM74 49H76V48H74ZM79 49V48H78ZM93 49V48H92ZM99 49V48H98ZM106 49H107V47H106ZM105 49V50H106ZM119 49V48H118ZM152 49V48H151ZM191 49H192V47H191ZM223 49V48H222ZM222 49L221 50H219V51H217L218 53H216V54H220V52H222ZM226 49V48H225ZM113 49H110V51H112ZM117 50V49H116ZM115 49H114V51H116ZM158 46L157 47H155L154 49H153V56L154 55H156V53L158 52ZM176 50V51H177ZM208 50H210V51H208ZM127 51V50H126ZM138 51V50H137ZM152 51V50H151ZM204 51V50H203ZM255 51H257V53L259 52L260 54H259V56L257 57V58H260L261 57V64H259L260 65V67H257V69H255L254 71H251L250 69H251V67L253 66L252 65V62H253V60H254V58H252V56H254V52ZM53 52V51H52ZM84 52V51H83ZM90 52V51H89ZM105 52V51H104ZM109 52V51H108ZM119 52V51H118ZM122 52V51H121ZM173 52V51H172ZM225 52V51H224ZM54 53V52H53ZM87 53V52H86ZM117 53V52H116ZM200 53V52H199ZM203 53V52H202ZM227 53H228V50H227ZM232 53V52H231ZM35 54V53H34ZM67 54V53H66ZM72 54V53H71ZM104 54V53H103ZM103 54H102V56H103ZM112 54V53H111ZM176 54V53H175ZM233 54V53H232ZM232 54H230V56L232 55ZM30 55H32V54H30ZM37 55V54H36ZM35 55V56H36ZM81 55V54H80ZM84 55H85V53H84ZM150 55H151V53H150ZM166 55H168V54H166ZM213 55H215V54H213ZM217 55V56H218ZM221 55V54H220ZM229 55V54H228ZM53 56H55V55H53ZM146 56V55H145ZM152 56V55H151ZM209 56L210 55H208V53H206L204 56H203V58L201 59V60H203L204 62L206 61V58H209ZM227 56V55H226ZM229 56V57H230ZM106 57V56H105ZM123 57H125L124 55H123ZM122 56H121V58H123ZM127 57V56H126ZM156 56H154V58H155ZM212 57V56H211ZM214 57V56H213ZM215 57H216V55H215ZM225 57V56H224ZM65 57H63V59H64ZM73 58V57H72ZM82 58V59H81ZM118 58V57H117ZM116 58V59H117ZM142 58H143V56H142ZM152 58V57H151ZM151 58H150V60H151ZM153 58V59H154ZM217 58H221L220 56H218ZM216 58V59H217ZM231 58V57H230ZM30 59V58H29ZM59 59V58H58ZM83 57L82 56H77V57H75V58H73L72 60H71V62H70V66L67 68L68 70L66 71V73H65V77L63 78L64 79V84L63 83H61V81H59V80H57V82H54L55 84H53L52 86H54V88H51L50 89V91L48 92V93H50V94H48L47 95V92L45 91V89H44V85H41V83H39L38 84V86H37V89H39V91L41 92V94L42 93H44L45 92V97L42 99L43 101H41V103H40V105L39 106H44V107H42L41 109H40V111L42 110L43 111V109L45 108V107H47V106H51V104L53 103L52 102V98L54 97V98H56V99H58V102H59V104H57V106H60V109L62 110V108H65V106H68L69 105V103H71L70 102V97H71V92H72V90L74 89V87H75V81H76V78L75 77H77V74H78V72H77V69H78V67H80L81 65H83V63H82V61H83ZM115 59V58H114ZM149 59V58H148ZM147 59V60H148ZM210 60H213V59H211V58H209ZM209 59L207 60L208 62H211V61H209ZM47 60V59H46ZM57 60V59H56ZM61 60H62V57H61ZM108 60H110V59H108ZM134 60V59H133ZM142 60V59H141ZM164 60V59H163ZM169 59L167 58V61H168ZM200 60V59H199ZM200 60V61H201ZM218 60H220V59H218ZM50 61H53V57L52 56H50V58H49V62H48V60L46 61V62H48V63H50ZM106 61V60H105ZM122 61V60H121ZM140 61V60H139ZM153 61V60H152ZM165 61V60H164ZM199 61V62H200ZM135 62V61H134ZM170 62V61H169ZM12 63V62H11ZM51 63H53V62H51ZM50 63V64H51ZM107 63H108V61H107ZM137 63V62H136ZM188 63V62H187ZM190 63V62H189ZM212 63V62H211ZM104 64H106V63H104ZM117 64V63H116ZM233 64V65H234ZM29 65V64H28ZM101 67H99V69L101 70V69H103L102 67L104 66L102 63L101 64H99ZM128 65H129V63H128ZM132 64H130L129 66H131ZM138 65V64H137ZM173 65V64H172ZM175 65V64H174ZM199 65H201V64H199ZM204 65V66H203ZM201 67H208L209 68V66H206L207 65V63H206V65L205 64H203ZM209 65H210V63H209ZM212 65H214V62H213V64ZM211 65V66H212ZM115 66V65H114ZM140 66V65H139ZM214 66H216V65H214ZM53 67V66H52ZM200 67V68H201ZM221 67V68H222ZM254 67V66H253ZM252 67V68H253ZM139 68V67H138ZM199 68V69H200ZM204 68H202V69H204ZM6 69V68H5ZM13 69V68H12ZM46 69V68H45ZM51 69V68H50ZM189 69V68H188ZM201 70V69H200ZM200 70H198V71H200ZM205 70V69H204ZM204 70H201V74L202 73H204ZM210 70H211V73L212 74H210V76H208V77H210V78H213V77H215L216 75H215V68L212 66V69L210 68ZM259 70V71H258ZM1 71V70H0ZM43 71V70H42ZM120 71V70H119ZM166 71V70H165ZM183 71V70H182ZM185 71V70H184ZM206 71L208 72V70L206 69ZM221 71H222V69H221ZM4 72V71H3ZM19 72H20V70H19ZM55 72V71H54ZM53 72V73H54ZM89 74L90 73H92L93 71L90 69L89 71ZM152 72V71H151ZM164 72V71H163ZM172 72V71H171ZM186 72V71H185ZM206 72V73H207ZM228 72V71H227ZM226 72V73H227ZM254 72H255V75H254ZM124 73V72H123ZM126 73V72H125ZM166 73H167V71H166ZM165 73V74H166ZM187 74H188V71H187ZM200 74V73H199ZM198 74V75H199ZM207 74H209V73H207ZM231 74V75H230ZM261 74H262V76H261ZM30 75V74H29ZM46 75V72L45 71H43V72H41V78H43L44 76ZM163 75H164V73H163ZM168 75V74H167ZM215 75V76H214ZM128 76V75H127ZM181 76V75H180ZM49 77V76H48ZM107 77V76H106ZM125 77V76H124ZM124 77H122V78H124ZM184 77V76H183ZM255 77V78H256ZM264 77V76H263ZM146 78H148L147 76H146ZM198 78V77H197ZM250 78V79H249ZM109 79H111V78H109ZM125 79V78H124ZM128 79V78H127ZM151 79V78H150ZM149 79V80H150ZM185 79V78H184ZM207 79V78H206ZM209 79V78H208ZM14 80V79H13ZM26 80V79H25ZM41 80H43V79H41ZM116 80V79H115ZM143 80V79H142ZM257 80V78L255 79V81ZM124 81V80H123ZM127 81V80H126ZM125 81V82H126ZM209 81H210V79H209ZM249 81V82H248ZM258 81V80H257ZM262 81V80H261ZM258 82H260V81H258ZM258 82H256V83H258ZM148 83V82H147ZM153 83V82H152ZM151 83V84H152ZM162 83V82H161ZM164 83V82H163ZM99 84V83H98ZM118 84V83H117ZM129 84V83H128ZM128 84L125 86V88H127V90H129V87H130V85L128 86ZM204 85H207L208 83L206 82V83H203ZM202 84V85H203ZM134 85V84H133ZM260 85V84H259ZM47 86V85H46ZM93 86V85H92ZM123 86V85H122ZM195 86V85H194ZM193 86V87H194ZM99 88H97V89H99V96H97V97H100V93H107L106 92V87H105V85H99L98 86ZM191 87V86H190ZM239 87H241V86H239ZM131 88V87H130ZM134 88V87H133ZM258 88V87H257ZM24 89V88H23ZM86 89V88H85ZM135 89V88H134ZM143 89H144V87H143ZM171 89V88H170ZM190 89H192V87L190 88ZM246 89V88H245ZM244 89V90H245ZM152 90V89H151ZM150 90V91H151ZM155 90V89H154ZM168 91H170L169 89H167ZM194 90V89H193ZM250 90V89H249ZM254 90V89H253ZM260 90V89H259ZM38 91V90H37ZM48 91V90H47ZM84 90H80L79 92H81V95H77L78 96V98H82V96H84L86 93L85 92H83ZM102 91V92H101ZM108 91V90H107ZM115 91V90H114ZM113 91V92H114ZM130 91V90H129ZM3 92V91H2ZM28 92V91H27ZM30 92V91H29ZM152 92V91H151ZM154 92V91H153ZM167 92V91H166ZM258 92V91H257ZM32 93V92H31ZM82 93H85L84 95L82 94ZM127 93V92H126ZM130 93V92H129ZM128 93V94H129ZM133 93V92H132ZM132 93H130V94H132ZM261 93V92H260ZM260 93H258V94H260ZM80 94V93H79ZM97 94V93H96ZM33 95V94H32ZM89 95V94H88ZM95 95V94H94ZM98 95V94H97ZM106 95V94H105ZM133 95V94H132ZM247 95V94H246ZM252 95H254V94H252ZM42 96H43V94H42ZM51 96H52V98H51ZM130 96V95H129ZM1 97V96H0ZM92 97V96H91ZM95 97V96H94ZM102 97V96H101ZM110 97H111V95H110ZM126 96H124V98H125ZM128 97V96H127ZM246 97V96H245ZM247 97H248V95H247ZM252 97H254V96H252ZM37 98H38V96H37ZM132 97H130V99H131ZM261 98V97H260ZM20 99V98H19ZM77 99V98H76ZM90 99V98H89ZM93 99V98H92ZM91 99V100H92ZM95 100H96V98H94ZM129 99V98H128ZM130 99H129V101H130ZM133 99V98H132ZM131 99V100H132ZM247 99V98H246ZM31 100V99H30ZM40 100V99H39ZM109 99H107V101H108ZM202 100V99H201ZM200 100V101H201ZM221 100V99H220ZM77 101H79L78 99H77ZM94 101V100H93ZM109 101H111V100H109ZM124 101V100H123ZM126 101V100H125ZM168 101V100H167ZM204 101V100H203ZM244 101H245V98H244ZM81 102V101H80ZM94 102H97V101H94ZM181 102V101H180ZM179 102V103H180ZM215 102V103H214ZM211 105L213 106V107H215L213 110H218L219 109V107H221L220 105H222L221 104V101H219V100H216V101H214ZM1 103V102H0ZM31 103V102H30ZM76 103V102H75ZM128 103V102H127ZM134 103V102H133ZM146 103V102H145ZM185 103H188L187 101H185L184 100V104H183V102H182V104L183 105H181L182 107L183 106H185L186 104ZM257 103V102H256ZM5 104V103H4ZM3 104V105H4ZM7 104V103H6ZM96 104V103H95ZM107 104H109L110 105V102H108ZM122 104H123V102H122ZM200 104H201V102H200ZM199 104V106H201ZM74 105V104H73ZM80 105V104H79ZM87 105V104H86ZM108 105V106H109ZM143 105V104H142ZM163 105H166V106H168V104H166V101H165V104H164V102H163ZM188 105V104H187ZM18 106H19V104H18ZM17 106V107H18ZM121 106V105H120ZM124 106V105H123ZM138 106V105H137ZM202 106H205V104H202ZM223 106V105H222ZM260 106V105H259ZM181 107V108H182ZM228 107V106H227ZM123 108V107H122ZM230 108V107H229ZM17 109V108H16ZM26 109V108H25ZM183 109V108H182ZM202 109V108H201ZM46 110L47 111H49V109H47L46 108ZM67 110V109H66ZM66 110H64V111H66ZM151 110V109H150ZM184 110V109H183ZM226 110V109H225ZM22 111V110H21ZM24 111V110H23ZM44 111H45V109H44ZM64 111H63V113H64ZM119 111H120V109H119ZM46 112V111H45ZM179 112H181V111H179ZM183 112V111H182ZM215 112V111H214ZM68 113V112H67ZM120 113V112H119ZM217 113V112H216ZM49 114V113H48ZM203 114V113H202ZM248 114V113H247ZM44 115V114H43ZM177 116H179L178 114H176ZM180 115H181V113H180ZM244 115V114H243ZM22 116V115H21ZM32 116V115H31ZM45 116H47V115H44L43 117H45ZM86 116V115H85ZM88 116H89V114H88ZM152 116V115H151ZM176 116V117H177ZM232 116H234V112H233V110H231V112H230V109L229 110H227V112H225V118H227L228 120H229V118L231 119V117ZM240 116V115H239ZM255 116L256 115H254V114H248L247 115V117H246V114H245V121H242L243 123L242 124H244L245 125V123H246V125H249V129L252 127V129L254 128V126H263L264 125V121H263V118L264 117H261V118H255ZM35 117V116H34ZM39 117H40V113L37 115V118L35 119V121H33L34 122V126H33V128H31L30 129V131L32 130V132H31V137H32V139L33 138H36L37 136H38V134H39V132H40V130H41V126L43 125V123L41 124L39 121ZM48 117V116H47ZM81 117H84V116H81ZM175 117V118H176ZM202 117V116H201ZM29 118H31V117H29ZM158 118V117H157ZM191 118V117H190ZM199 119H200V116L198 117ZM240 118V117H239ZM239 118H238V120H239ZM254 118L256 119L255 121L256 122H253V120H254ZM8 119H10V118H8ZM41 119V118H40ZM86 119V118H85ZM85 119H84V121H85ZM178 119V118H177ZM179 119H180V116H179ZM182 119V118H181ZM192 119V118H191ZM191 119H189V121H191ZM234 119H235V117H234ZM233 119V120H234ZM41 120H43V118L41 119ZM73 120V119H72ZM75 120V119H74ZM94 120V119H93ZM103 121H104V119H102ZM100 118H98L97 120H96V122H95V125H94V134H96L97 135V137H99V135H100V132L102 131L101 129V127H102V123H101V121H102ZM233 120H231V121H233ZM84 121H83V123H84ZM141 121V120H140ZM194 121V120H193ZM193 121H191L190 122V124H192V122ZM198 121V120H197ZM202 121V120H201ZM231 121H229V123H231ZM21 122V121H20ZM48 122V121H47ZM174 122V121H173ZM178 122V121H177ZM183 122V121H182ZM182 122H180V123H182ZM196 122V121H195ZM195 122H193V123H195ZM253 122V123H252ZM27 123V122H26ZM79 123V121L78 122H76V120L74 121V123H72V127H74V129H75V133H73L74 134V136H75V138H76V140L74 141V142H77L78 141V139H77V137L80 135V127L82 126V122H81V125H80V123ZM165 123V122H164ZM163 123V124H164ZM168 123V122H167ZM198 123V122H197ZM197 123H195V124H197ZM228 123V124H229ZM256 124V125H252L251 127H250V125L251 124ZM5 124V123H4ZM6 124H8V123H6ZM148 124V123H147ZM173 124V123H172ZM177 124V123H176ZM188 124V123H187ZM190 124H189V126L188 127H191L190 126ZM199 124V123H198ZM197 124V125H198ZM208 124V123H207ZM206 124V125H207ZM241 124V123H240ZM32 125V124H31ZM61 125V124H60ZM165 125L166 124H164V127H165ZM171 125V124H170ZM169 125V127H171ZM200 125H201V123L197 126V127H199L200 128ZM203 125V124H202ZM20 126V125H19ZM43 126H45L44 127V133H45V137L43 138L41 135H39L41 138H43V139H41L43 142H42V144H44L46 147H43L42 148V150L40 151V154H39V156H38V161H39V163H40V165L42 166L41 168H40V172H41V175H42V177L39 175V177L37 178V183H35V185H38V187H36V186H34V187H36L33 191H31V187H30V184H28L29 182H25V186H24V191L26 192H28V191H30L31 193H29V194H31V196L33 197L32 198V201H33V199L34 200H36V201H40L39 199H40V195L42 194L41 193V189H40V187H41V183H42V180H47V179H45V178H47V175H49L50 173V169H51V163H54V160H55V156L56 155H54V159H52L53 161H51V160H47V161H45L46 159V156H47V153L49 152H47V146H48V144L50 143V142H52L51 141V135H56L57 133H53V131L56 129V128H59L58 127V125L55 123H49V124H45V125H43ZM80 126V127H79ZM128 126H130L129 124H128ZM149 126V125H148ZM14 127V126H13ZM116 127V126H115ZM150 127V126H149ZM167 127V126H166ZM173 127H176V126H173ZM183 127L184 126H182V128H179V129H183ZM235 127H237V126H235ZM241 127H243V125H241ZM62 128V127H61ZM117 128V127H116ZM115 128V129H116ZM131 128V127H130ZM130 128H128V129H130ZM162 128V127H161ZM199 128H197V129H199ZM205 128H207L206 126H205ZM234 129V127H231L230 126V130L229 131H227L226 133H228V132H230L231 131V129ZM248 128V127H247ZM246 128V129H247ZM260 128V127H259ZM263 128V127H262ZM12 129V128H11ZM43 129V128H42ZM114 129V128H113ZM112 129V135H115L118 131H119V129H118V131L117 130H113ZM164 131H166V129L165 128H162ZM161 129V130H162ZM172 129V128H171ZM178 129V128H177ZM179 129L177 130V131H179ZM201 129V128H200ZM232 129V130H233ZM243 129V128H242ZM131 130H132V128H131ZM185 130H187V128L185 129ZM185 130H183V131H185ZM192 130V129H191ZM202 130V129H201ZM236 130V129H235ZM257 130H259V129H257ZM126 131H128L127 129H126ZM149 131V128L147 127V126H145V132L146 133H149L148 132ZM173 131H174V129H173ZM177 131H175L174 132V134L177 132ZM182 131V130H181ZM182 131V132H183ZM203 131L205 132V130H204V127H203ZM223 131V130H222ZM255 131H256V129H255ZM120 132H121V129H120ZM128 132H132V131H128ZM171 132V131H170ZM188 132V131H187ZM186 131L185 132H183V133H187ZM218 132V131H217ZM216 132V133H217ZM233 132H234V136L236 135L235 134V131L233 130ZM233 132H231L232 133V135H233ZM249 132H251V131H249ZM257 132V131H256ZM30 133V132H29ZM67 133V132H66ZM79 133V134H78ZM92 133V134H93ZM109 133V132H108ZM119 133V132H118ZM117 133V134H118ZM166 133V132H165ZM215 133V134H216ZM225 133V134H226ZM230 133V134H231ZM237 133V132H236ZM62 134V133H61ZM61 134H59V135H61ZM120 134V133H119ZM161 134V133H160ZM221 134V133H220ZM251 134V133H250ZM253 134V133H252ZM19 135V134H18ZM43 135V134H42ZM111 135V134H110ZM112 135H111V137H112ZM124 135H125V131H124ZM127 135V134H126ZM131 135V134H130ZM157 135H159V134H157ZM182 135H184V134H182ZM182 135H180V136H182ZM193 135V134H192ZM227 135H229V134H227ZM231 135V136H232ZM53 136V137H54ZM65 136V135H64ZM73 136V135H72ZM119 136H121V135H119ZM118 136V137H119ZM165 136V135H164ZM163 136V137H164ZM168 136H169V134H168ZM179 136V138H181ZM185 136V135H184ZM189 136H191V135H189ZM188 136V137H189ZM30 137V136H29ZM58 136L56 135L55 136V139L57 138ZM126 137V136H125ZM160 137V136H159ZM162 137V136H161ZM166 137V136H165ZM191 137H194V136H191ZM190 137V138H191ZM219 137H222V136H219ZM123 138V137H122ZM122 138H120L121 139V141L123 140ZM187 138V137H186ZM215 138V137H214ZM226 138H227V136H226ZM226 138H224L223 137V140L224 139H226ZM240 138V137H239ZM255 138V140H254V142L257 140V137H255V136H253V139ZM37 139V138H36ZM67 139V138H66ZM81 139V138H80ZM159 139V138H158ZM163 139V138H162ZM219 139H221V138H219ZM228 139H231L230 138V135H229V138ZM251 139V138H250ZM40 140V141H41ZM52 140H54V138L52 139ZM68 140V139H67ZM83 140V139H82ZM179 141L181 140V139H178ZM190 140V139H189ZM200 140V139H199ZM199 140L197 141V143L199 142ZM222 140V139H221ZM240 140V139H239ZM50 141V142H49ZM59 142H58V144L57 143H53V144H55L58 148H60L61 149V147L63 146V147H66V146H64L65 144H64V142L62 143L61 141L62 140H58ZM69 141H70V139H69ZM142 141V140H141ZM179 141H178V143H179ZM191 141H192V139H191ZM193 141H196V138L194 137L193 138ZM114 142V141H113ZM123 142V141H122ZM137 142H140V141H137ZM136 142V143H137ZM166 142H168V140L166 141ZM166 142H163L162 143V149H165L166 147H165V145H167L166 144ZM184 142V141H183ZM183 142H182V144L181 145H183ZM236 140L234 139V137H233V139H231V141H230V147L233 149V147H237L236 146ZM258 142V141H257ZM92 143V142H91ZM118 143V142H117ZM121 143V142H120ZM119 143V144H120ZM133 143V142H132ZM177 143V144H178ZM256 143V142H255ZM52 143H51V145H53ZM74 144H76V143H74ZM78 144H79V142H78ZM126 143H122L121 145V148H122V151H120V152H124V150H126L125 149V147L127 146H124ZM180 144H178V147L180 146ZM245 144H246V141H245ZM55 145H53V146H55ZM77 145V144H76ZM117 145V144H116ZM138 143H137V147H138ZM171 145H173V144H171ZM193 145V143L190 145V147ZM195 145V144H194ZM261 144H257V146H260ZM110 146V145H109ZM108 146V147H109ZM115 146V145H114ZM184 146V145H183ZM183 146H181V147H183ZM186 146H187V144H186ZM198 145L196 144V147H197ZM229 146V145H228ZM33 147V146H32ZM50 147V146H49ZM57 147H56V150H55V152H57L59 149H57ZM178 147H176V148H178ZM188 147V146H187ZM230 147H229V149H230ZM240 147V146H239ZM53 148V147H52ZM51 148V149H52ZM138 148H140L141 149V146L139 145V147ZM173 148H174V145H173ZM260 148L261 149H263V151H264V143L262 144V146H260ZM118 149H120V148H118ZM117 149V150H118ZM131 149V148H130ZM193 149V148H192ZM227 149H228V147H227ZM226 149V150H227ZM232 149H230V150H232ZM238 149V148H237ZM236 149V150H237ZM241 149H242V147H241ZM256 149V148H255ZM35 150V149H34ZM49 150V149H48ZM71 149H69V150H67L66 149V151H65V155H64V153H63V156H64V158H63V160H66V162L68 163V161L70 160V158L71 157H69L70 156V153H71V151H70ZM80 150V149H79ZM109 150V149H108ZM143 150V149H142ZM178 150V149H177ZM176 150V151H177ZM223 151H224V149H222ZM27 151V150H26ZM64 151V150H63ZM112 151V150H111ZM135 151V150H134ZM161 150H160V148H159V153H161L160 152ZM175 151V150H174ZM180 151V150H179ZM189 151V150H188ZM192 151V150H191ZM194 152H195V150H193ZM192 151V152H193ZM235 151V150H234ZM234 151H232V152H234ZM2 152V151H1ZM119 152V153H120ZM173 152V151H172ZM237 152V151H236ZM250 152V151H249ZM248 152V153H249ZM35 153V152H34ZM60 153V152H59ZM106 153V152H105ZM114 153V152H113ZM158 153V154H159ZM163 153V152H162ZM223 153V152H222ZM227 153H228V151H227ZM30 154V153H29ZM36 154V153H35ZM56 154V153H55ZM118 154V153H117ZM185 154V153H184ZM196 154V153H195ZM213 154V153H212ZM218 154V153H217ZM215 155V154H213L212 155V157H211V159H215V158H218V155ZM253 152H251V154H248L249 155V159H250V165L249 166H251V169L252 170H250V171H259L260 170V168L263 166V164H264V161H256V159H254V157H253ZM24 155V154H23ZM26 155V154H25ZM119 156H120V159H117V161H116V163H118V168L117 169H119V171L121 170L122 171V169L124 168L123 166L125 165V164H123V162L125 161V159L123 158V156L124 157H126V155H123L122 153H120V154H118ZM160 155V154H159ZM174 155H175V153H174ZM174 155H173V159H174ZM205 155H206V150H203V148H202V150H200V151H198V153H197V156L195 157V158H197V160L196 159H194V160H196V165H200V163H201V160H205L206 161V159H203L204 157H205ZM211 155V154H210ZM209 155V156H210ZM237 155V154H236ZM243 155V154H242ZM247 155V156H248ZM33 156V155H32ZM31 156V157H32ZM66 156V157H65ZM119 156H118V158H119ZM162 156V155H161ZM208 156V157H209ZM247 156H245V157H247ZM6 157H8V156H6ZM34 157H35V155H34ZM37 157V156H36ZM62 157V156H61ZM72 157H73V155H72ZM90 157H93V156H90ZM89 157V162H88V164H87V166L85 167V169L84 168H82V170L84 169L85 171H87V173L90 175V176H92L93 177V173L95 174V171L97 170V167H98V160L96 159V158H90ZM132 157V156H131ZM189 158H190V156H188ZM241 157V156H240ZM66 158V159H65ZM133 158V157H132ZM137 158V157H136ZM193 158V157H192ZM229 158V157H228ZM237 159H238V157H236ZM248 158V157H247ZM33 159V158H32ZM100 159H102V157L100 158ZM124 159V160H123ZM145 159V158H144ZM165 159V158H164ZM164 159H162L161 158V160H163V161H160L161 163H163V162H165L164 161ZM184 159H186V160H184ZM241 159V158H240ZM249 159H247V160H245L247 163H245L244 162V160H242L243 162V164L245 165V164H249ZM78 160V159H77ZM146 160V159H145ZM153 160V159H152ZM183 160L184 161H188L187 160V158H183ZM189 160H193V159H189ZM232 160V159H231ZM29 161V160H28ZM101 161V160H100ZM127 161V160H126ZM236 161H238V160H236ZM34 162V161H33ZM65 162V161H64ZM144 162V161H143ZM154 162V161H153ZM159 161H158V164H160L161 165V163H160ZM168 162H170V161H168ZM181 162H182V160H181ZM180 160H179V158H176V160H172V162L171 163H169L171 166H169L170 168H169V170H171V171H169V172H171V174H176L177 173V171H179L180 172V168H181V166H180ZM189 163H186V165H188V166H190L191 167V165H189L190 164V162L191 161H188ZM210 162H212L211 160H210ZM235 162V161H234ZM233 162V163H234ZM241 162V161H240ZM240 162H238L239 163V165H241L240 164ZM39 163H37V164H39ZM66 163V164H67ZM101 163H102V161H101ZM166 163V162H165ZM185 163V162H184ZM207 163V162H206ZM65 164V165H66ZM72 164V163H71ZM100 164V163H99ZM106 164H108V163H106ZM157 164V165H158ZM169 164H167V165H169ZM182 164H183V162H182ZM236 164H237V162H236ZM62 165V164H61ZM153 165V164H152ZM160 165L158 166V167H160ZM163 165H165V164H162L161 165V168H162V166ZM185 165V164H184ZM208 165H209V162H208ZM210 165H211V163H210ZM232 165V164H231ZM238 164H237V167L239 166ZM244 165H242L243 167H244ZM11 166V165H10ZM166 166V165H165ZM9 167V166H8ZM38 167V166H37ZM167 167V166H166ZM189 167V168H190ZM228 167H231V166H228ZM227 167V168H228ZM248 169H250V167H248V166H246ZM55 168V167H54ZM107 168V167H106ZM160 168V169H161ZM168 168V167H167ZM183 168V167H182ZM185 168V167H184ZM239 168V167H238ZM237 168V169H238ZM242 167H240V169H241ZM12 169V168H11ZM100 169V168H99ZM186 169H187V171H188V168H187V166H186ZM196 169V168H195ZM202 169V168H201ZM200 169V170H201ZM237 169H235V171L234 172H236L237 171ZM245 169V168H244ZM9 170H10V168H9ZM8 170V171H9ZM64 170V169H63ZM72 170V169H71ZM105 170V169H104ZM234 170V169H233ZM242 170H243V168H242ZM60 171H62V170H60ZM98 171V170H97ZM118 171V172H119ZM160 171V170H159ZM182 171H184V170H182ZM181 171V172H182ZM193 171H194V169H193ZM227 171V170H226ZM229 171V170H228ZM227 171V172H228ZM245 171V170H244ZM263 171H264V169H263ZM263 171H261V172H263ZM34 173L36 172V171H33ZM38 172V171H37ZM36 172V173H37ZM64 172V171H63ZM73 172V171H72ZM82 172V171H81ZM84 172V171H83ZM82 172V173H83ZM158 172V171H157ZM161 173H162V171H160ZM164 172H166V170L164 171ZM168 172V173H169ZM226 172V173H227ZM240 172V171H239ZM39 173V172H38ZM37 173V174H38ZM49 173V174H48ZM86 173V172H85ZM198 173V172H197ZM225 173V172H224ZM230 173V172H229ZM232 173V172H231ZM52 174V173H51ZM141 174V173H140ZM185 174H187L186 172H185ZM191 174V173H190ZM195 174V173H194ZM193 174V175H194ZM200 174H201V172H200ZM208 174H209V171H204L203 172V176L202 177H207L208 176ZM234 174V173H233ZM252 174V173H251ZM254 174V173H253ZM78 175V174H77ZM170 175V174H169ZM193 175H190V176H193ZM197 175V174H196ZM230 175H232V174H230ZM34 176H35V174H34ZM33 176V177H34ZM84 176V175H83ZM131 176V175H130ZM134 176V175H133ZM140 176V175H139ZM138 176V177H139ZM167 176V174L165 175V177ZM179 176V175H178ZM181 176V175H180ZM185 175H183V177H184ZM226 176V175H225ZM233 176V175H232ZM252 176V175H251ZM254 176V175H253ZM59 177V176H58ZM57 177V178H58ZM65 177V176H64ZM142 177H144V176H142ZM161 177V176H160ZM162 177H164V176H162ZM169 177V176H168ZM167 177V178H168ZM182 176H181V178H183ZM186 177V176H185ZM184 177V178H185ZM194 177H195V175H194ZM202 177H201V179H202ZM231 177V176H230ZM259 177V176H258ZM80 178V177H79ZM83 178V177H82ZM150 178V177H149ZM170 178V177H169ZM169 178H168V181H169ZM193 178V177H192ZM223 178V177H222ZM226 178H227V176H226ZM225 178V179H226ZM73 179H74V177H73ZM86 179V178H85ZM109 179H110V177H109ZM120 179V178H119ZM124 179H126V178H124ZM135 179H139V178H135ZM140 179H141V176H140ZM151 179V178H150ZM166 179V178H165ZM194 179V178H193ZM224 179V178H223ZM223 179H221V182H223V183H225L226 182V180L225 181H222ZM232 179V178H231ZM31 180V179H30ZM49 180H51V179H49ZM57 180V179H56ZM75 180V179H74ZM118 180V179H117ZM134 180V179H133ZM171 180V182H174V181H172L173 179L171 178L170 179ZM176 180V179H175ZM185 180H186V178H185ZM203 180V179H202ZM220 180V179H219ZM12 181H13V179H12ZM26 181V180H25ZM63 181V180H62ZM106 181V180H105ZM129 181V180H128ZM127 181V182H128ZM166 181V180H165ZM168 181L166 182V186H168ZM178 181H180V179H179V177H178ZM194 181V180H193ZM205 181V180H204ZM230 181V180H229ZM58 182V181H57ZM112 182V181H111ZM127 182L126 183H123L122 181H120V183H119V186H118V188H119V194L118 195H120V193H122V192H124L123 191V189H124V187H125V185L124 184H127ZM130 183H131V181H129ZM135 182V181H134ZM152 182V181H151ZM252 182H253V180H252ZM73 183L74 182H70V186H72L73 185ZM129 183V184H130ZM140 183V182H139ZM144 183V182H143ZM185 183V182H184ZM191 183V182H190ZM190 183H189V185H190ZM205 183V182H204ZM204 183H202V184H204ZM240 183H242V182H240ZM22 184V183H21ZM49 184V183H48ZM76 184V183H75ZM200 184V183H199ZM14 185V184H13ZM55 185V184H54ZM59 185H61V184H59ZM77 185H78V183H77ZM96 185V184H95ZM102 185V184H101ZM108 185V184H107ZM140 185V184H139ZM138 185V186H139ZM171 185V184H170ZM173 185V184H172ZM175 185V184H174ZM186 185V184H185ZM193 185V184H192ZM11 186V185H10ZM46 186H48V185H46ZM46 186L44 187V188H46ZM56 186H58V184L56 185ZM150 186V185H149ZM195 186V185H194ZM197 186H198V184H197ZM222 186V185H221ZM221 186H220V188H221ZM245 186V185H244ZM54 187V186H53ZM75 187V186H74ZM80 187H82V186H80ZM109 187V186H108ZM115 187V186H114ZM160 187V186H159ZM191 187V186H190ZM223 187V190L225 189L226 190V188L224 187V186H222ZM3 188V187H2ZM9 189H10V187H8ZM19 188V187H18ZM40 190H39V189ZM51 188V187H50ZM93 188V187H92ZM110 188H111V186H110ZM204 188V187H203ZM214 188V187H213ZM220 188H218V189H220ZM8 189V190H9ZM59 190H60V188H58ZM77 189V188H76ZM81 189V188H80ZM98 188H96V190H97ZM117 189V188H116ZM147 189V188H146ZM149 189V188H148ZM151 189V188H150ZM159 189V188H158ZM161 189H162V187H161ZM160 189V190H161ZM205 189V188H204ZM217 188L215 189L214 188V190L216 191V190H218ZM10 190H12V189H10ZM14 190V189H13ZM42 190H43V186H42ZM54 190V189H53ZM56 190V189H55ZM90 190H92V189H90ZM106 190H108V188L106 189L105 188V185H104V187H100L99 188V190H98V193H95V195L94 196H97V197H94V199L96 200V201H99L98 203L100 204V201H103V200H101L102 198H104L105 196H104V192L105 193H107L108 194V192L106 191ZM164 190V189H163ZM206 190V189H205ZM221 190V189H220ZM217 191V193L218 194H221L222 192L221 191ZM18 191V190H17ZM56 191H58V190H56ZM68 191H69V188H68ZM78 191V190H77ZM76 191V192H77ZM117 191V190H116ZM133 191V190H132ZM143 191V190H142ZM156 191V190H155ZM209 191V190H208ZM15 192V191H14ZM52 192V191H51ZM166 192H167V190H166ZM165 192V193H166ZM205 192V191H204ZM214 192V191H213ZM23 193V192H22ZM59 193V192H58ZM125 193V192H124ZM135 192H133V194H134ZM178 193L180 194V195H183V193H184V188H182L181 190H179L178 191ZM190 193H192V191L190 192ZM215 193V192H214ZM3 194H5V192H3ZM12 193H10V195H11ZM84 194V193H83ZM110 194H111V192H110ZM126 194V193H125ZM127 194H128V192H127ZM189 194V193H188ZM6 195V194H5ZM14 195V194H13ZM52 195V194H51ZM64 195V194H63ZM62 195V196H63ZM132 195V194H131ZM131 195H129V197L131 196ZM140 195H142L141 193H140V190H138L137 191V193L133 196V197H131L132 199H133V201L134 202H136V201H140V199H139V196ZM146 195V194H145ZM154 195V194H153ZM166 195V194H165ZM164 195V196H165ZM190 195H192V194H190ZM196 195V194H195ZM217 195V194H216ZM228 195V194H227ZM3 196V195H2ZM46 196V195H45ZM60 196V195H59ZM104 196V197H103ZM115 196V195H114ZM144 196V195H143ZM148 196V195H147ZM150 197H151V195H149ZM163 196V195H162ZM64 197V196H63ZM118 197H120V196H118ZM146 197V196H145ZM157 197H159V196H157ZM160 197H161V195H160ZM177 197H179L180 198V196L178 195ZM176 197V200L178 199ZM191 197V196H190ZM203 197V196H202ZM216 197V196H215ZM218 197V196H217ZM220 197V196H219ZM218 197V198H219ZM11 198V197H10ZM23 198H25V197H23ZM44 198V197H43ZM52 198V197H51ZM110 198V197H109ZM116 198H117V195H116ZM146 198H148V197H146ZM162 198V197H161ZM194 198V197H193ZM198 198H200V197H198ZM197 198V199H198ZM1 199V198H0ZM31 199V197L28 199V201H27V203H26V201L24 202V200L25 199H23V201H21L20 202V206H19V209H18V211L20 212L21 211V213L19 214L20 216H23V217H27V219L30 221V222H28L27 220L26 221H24V222H22V220H21V218H19L18 216L16 217V215H14L13 213H11L12 212V209L13 208H11V211H9L10 212V214H9V216H8V220L5 222V221H3V220H0V264H47L50 260H52V259H54V260H57V259H55V258H53V256H52V252L53 251H51V249L49 248V247H51V246H49L48 247V245H47V247L48 248H46V247H44V245L45 244H43V242H44V240L42 241L40 238L43 236H41L39 239H34L35 238V236H34V231H35V233L37 232L35 229H37L38 227H40V225H42V224H40V223H42V220L43 219H41V218H39V215L41 216L42 215V211L40 210V209H38V207H40V206H38V205H36L37 207H36V209L38 210V211H36V210H31V206H33L32 204H30L32 201H30V203H29V200ZM53 199V198H52ZM105 199V198H104ZM131 199V200H132ZM139 199V200H138ZM169 199V198H168ZM203 199V198H202ZM207 199V198H206ZM208 199H209V197H208ZM1 200H3V199H1ZM18 200V198L17 199H15V201H17ZM27 200V199H26ZM70 200V199H69ZM68 200V201H69ZM117 201H118V198L116 199ZM119 200H120V198H119ZM130 200V201H131ZM167 200V199H166ZM165 200V201H166ZM171 200H174V199H172L171 198ZM214 200V199H213ZM35 201V202H36ZM48 201V200H47ZM151 201V200H150ZM161 201V200H160ZM160 201H157V202H160ZM170 201V200H169ZM184 200H181V206L182 205H184V204H182V202H183ZM194 201V200H193ZM198 201V200H197ZM224 201V200H223ZM34 202V201H33ZM43 202V201H42ZM57 202V201H56ZM134 202H131L132 204H134ZM154 202H156V201H154ZM153 202V203H154ZM173 202V201H172ZM205 202V201H204ZM208 202H210V201H208ZM225 202V201H224ZM8 203H9V201H8ZM38 203H40V202H38ZM44 203V202H43ZM51 203V202H50ZM64 203H66V202H64ZM92 203V202H91ZM104 203V202H103ZM118 203V202H117ZM130 203V204H131ZM150 203V202H149ZM160 203H162V202H160ZM170 203V202H169ZM193 203V202H192ZM199 203H200V200H199ZM4 204V203H3ZM14 204V203H13ZM104 204H108V203H106V201H105V203ZM103 204V205H104ZM113 204H115V203H113ZM171 204V203H170ZM28 205H31L30 207L28 206ZM87 205V204H86ZM97 205V204H96ZM109 205V204H108ZM151 205V204H150ZM167 205H168V200H167ZM172 205V204H171ZM196 205H199L198 203L196 204ZM195 205V206H196ZM205 205V204H204ZM208 205V204H207ZM210 205H211V203H210ZM209 205V206H210ZM91 206H92V204H91ZM112 206V205H111ZM136 207H137V205H135ZM145 206V205H144ZM157 206V205H156ZM155 206V207H156ZM169 206V205H168ZM173 206V205H172ZM200 206V205H199ZM225 206V205H224ZM11 207V206H10ZM9 207V208H10ZM99 207V206H98ZM122 207H125V206H122ZM121 207V208H122ZM149 207V206H148ZM175 207H176V205H175ZM174 207V209H176ZM177 207H179L178 205H177ZM193 207V206H192ZM196 207H198V206H196ZM205 207V206H204ZM8 208V207H7ZM84 208H86V207H84ZM88 208V207H87ZM95 208V207H94ZM93 208V209H94ZM159 208H162V207H160L159 206ZM158 208V209H159ZM206 208V207H205ZM34 209V208H33ZM46 209V208H45ZM96 209V208H95ZM108 209V208H107ZM118 209V208H117ZM126 208H124V210H125ZM130 209V208H129ZM132 209V208H131ZM139 209V208H138ZM138 209H137V211H138ZM142 209V208H141ZM145 209H147V208H145ZM152 209H153V207H152ZM163 209V208H162ZM170 209H172V208H170ZM180 209V208H179ZM179 209H177V211L179 210ZM184 209V208H183ZM196 209H198V208H196ZM195 209V210H196ZM209 209V208H208ZM6 210V209H5ZM86 210V209H85ZM84 210V211H85ZM88 210V209H87ZM87 210L85 211V212H87ZM124 210H119V211H121V213L123 214L125 211ZM160 210V209H159ZM186 210V209H185ZM192 210H194V209H192ZM191 210V211H192ZM195 210H194V212H195ZM199 210V209H198ZM201 210V209H200ZM199 210V211H200ZM206 210V209H205ZM214 209H212V210H210V211H213ZM215 210H216V208H215ZM17 211V212H18ZM103 211V210H102ZM143 211L145 212V210L143 209ZM163 211V210H162ZM175 211V210H174ZM184 211V210H183ZM190 211V210H189ZM237 211V210H236ZM16 212V213H17ZM35 212L38 214V216L35 214ZM90 212V211H89ZM128 212V211H127ZM127 212H125V214L127 213ZM147 212V211H146ZM145 212V214H149V213H146ZM154 212V211H153ZM158 212V211H157ZM166 212H167V210H166ZM168 212H169V209H168ZM201 212V211H200ZM208 212H209V210H208ZM208 212H206V213H208ZM31 213H33V214H31ZM120 213V215H122ZM141 214H142V212H140ZM170 213V212H169ZM173 213H175V212H173ZM173 213H172V215H173ZM189 213V212H188ZM199 213V212H198ZM198 213H196L195 215H193V216H197V214ZM201 213H203L201 216L203 217V215H204V212H201ZM205 213V214H206ZM238 213V212H237ZM12 214H13V216H12ZM17 214V215H18ZM86 214V213H85ZM112 214V213H111ZM125 214H123L122 215V217H124V215ZM136 214H138L137 212H136ZM181 214V213H180ZM36 215V216H35ZM53 215H55V214H53ZM52 215V216H53ZM72 215V214H71ZM127 215V214H126ZM138 215H140V214H138ZM150 215V214H149ZM152 215V214H151ZM159 215H160V213H159ZM179 215V214H178ZM177 215V216H178ZM208 215H209V213H208ZM212 215V214H211ZM259 215H262L261 217H262V220L261 221H263L264 222V213L263 214H259ZM129 216V215H128ZM137 216V215H136ZM142 216V219H143V215H141ZM141 216H139V217H141ZM146 216H148V215H146ZM185 216V215H184ZM193 216H192V218H193ZM4 217V216H3ZM89 217V216H88ZM121 217V218H122ZM183 217V216H182ZM43 218V217H42ZM149 218V217H148ZM151 218V217H150ZM206 218V217H205ZM259 218V217H258ZM258 218H256V216H255V219H258ZM120 219V218H119ZM137 219H140V218H136V220ZM155 219H157V218H155ZM190 219V218H189ZM196 219H197V217H196ZM204 219V218H203ZM208 219V218H207ZM253 219V218H252ZM251 219V221H249V222H247L245 225L247 226V227H249L251 230L252 229H254V230H256V225L255 224H257L259 221H260V219H258L257 221H255V219H253L252 220ZM56 220V219H55ZM82 220V219H81ZM153 220V219H152ZM162 220H163V218H162ZM168 220V219H167ZM176 220V219H175ZM201 220V219H200ZM206 220V219H205ZM3 221V222H2ZM46 221V220H45ZM45 221H44V224H46L45 223ZM154 222H156L155 220H153ZM164 221V220H163ZM172 221V220H171ZM190 221V220H189ZM192 221V220H191ZM190 221V222H191ZM50 222V221H49ZM120 222V221H119ZM157 222H159V221H157ZM165 222V221H164ZM163 222V223H164ZM180 222V221H179ZM178 222V223H179ZM262 222V223H263ZM5 223V224H4ZM82 223V222H81ZM87 223V222H86ZM121 223V222H120ZM135 223V222H134ZM150 223H153V222H151L150 221ZM163 223H159V225L160 224H163ZM175 223V222H174ZM189 223V222H188ZM192 223V222H191ZM193 223H194V221H193ZM205 223V222H204ZM3 224H4V226H3ZM65 224V223H64ZM80 224V223H79ZM85 224V223H84ZM88 224V223H87ZM164 224H167V225H169V224H171V223H164ZM173 224V223H172ZM187 224V223H186ZM195 224V226H196V223H194ZM231 224V223H230ZM70 225V224H69ZM81 225V224H80ZM123 225V227L126 225V224H122ZM158 225V226H159ZM181 225V224H180ZM180 225H178V226H180ZM188 226H189V224H187ZM187 225H186V227L185 228H187ZM192 225V224H191ZM190 225V226H191ZM207 225H208V223H207ZM244 225V226H245ZM261 225V224H260ZM53 226H55V225H52V227ZM58 226V225H57ZM65 226H66V224H65ZM68 226V225H67ZM86 226V225H85ZM183 226V225H182ZM193 226V225H192ZM191 226V227H192ZM232 226H233V224H232ZM45 227V226H44ZM83 227V226H82ZM121 227V226H120ZM119 227V228H120ZM161 227V226H160ZM207 227V226H206ZM231 227V226H230ZM41 228V227H40ZM43 228V227H42ZM48 228V227H47ZM154 228V227H153ZM168 228V227H167ZM172 228H173V226H172ZM179 228V230L178 231H181L180 229L182 228V227H178ZM196 228V227H195ZM264 228V227H263ZM45 229V228H44ZM43 229V230H44ZM76 229V228H75ZM90 229V228H89ZM150 229H152V227L150 228ZM171 229V228H170ZM175 229H176V227H175ZM229 229V228H228ZM247 229V228H246ZM249 229V230H250ZM39 230V229H38ZM41 230V229H40ZM42 230V231H43ZM149 230V229H148ZM159 230H160V228H159ZM173 230V229H172ZM190 230V229H189ZM192 230V229H191ZM195 230V229H194ZM202 230V229H201ZM254 230H252V233H251V237H254L253 236V234H254ZM262 231H260V233L258 232V231H256V232H258V234H260L261 235V232L263 233V230L264 229H261ZM45 231V233L44 234H46L47 232H46V229L44 230ZM138 231V230H137ZM177 231V232H178ZM203 231V230H202ZM89 232V231H88ZM105 232V231H104ZM113 232V231H112ZM145 232V231H144ZM143 232V234H145ZM147 232V231H146ZM166 232V231H165ZM168 232V231H167ZM194 232V231H193ZM192 232V233H193ZM206 232V231H205ZM207 232H208V230H207ZM206 232V233H207ZM255 232V233H256ZM33 233V234H32ZM76 233V232H75ZM150 233V232H149ZM148 233V234H149ZM163 233V232H162ZM170 233H171V231H170ZM175 233V232H174ZM199 233H200V231H199ZM249 234H250V232H248ZM247 233V234H248ZM48 234V233H47ZM54 234V233H53ZM127 234V233H126ZM147 234V235H148ZM153 234V233H152ZM152 234H150L151 236H152ZM165 234V233H164ZM183 234V233H182ZM191 234V233H190ZM198 234V233H197ZM220 234V233H219ZM257 234V235H258ZM167 235V234H166ZM170 235V234H169ZM179 235H181V234H179ZM192 235V234H191ZM204 235V234H203ZM206 235V234H205ZM256 235V236H257ZM264 235V234H263ZM45 236V235H44ZM47 236V235H46ZM68 236V235H67ZM70 236V235H69ZM123 236V235H122ZM128 236V235H127ZM157 236V235H156ZM171 236V235H170ZM184 236V235H183ZM38 237H39V235H38ZM52 237V236H51ZM118 237V236H117ZM175 237V236H174ZM186 237V236H185ZM185 237H183L184 239H185ZM258 237V236H257ZM260 237V236H259ZM49 238V237H48ZM66 238V237H65ZM88 238V237H87ZM103 238V237H102ZM129 238V237H128ZM167 238V237H166ZM181 238V237H180ZM90 239V238H89ZM99 239V238H98ZM151 239V238H150ZM178 239V238H177ZM183 239V240H184ZM186 239H187V237H186ZM59 240V239H58ZM61 240V239H60ZM136 240V239H135ZM134 240V241H135ZM143 240V239H142ZM171 240V239H170ZM63 241L65 242V240L63 239ZM138 241H140V240H138ZM147 241V240H146ZM149 242L147 243V248L150 246V243H151V240H148ZM174 242L176 241V240H173ZM178 241V240H177ZM197 241V240H196ZM49 242L50 241H48L47 243L49 244ZM63 242V243H64ZM89 242V241H88ZM142 242V241H141ZM144 242V241H143ZM172 242V241H171ZM190 242V241H189ZM193 242H194V240H193ZM253 242H255V241H253ZM259 242V241H258ZM46 243V244H47ZM66 243V242H65ZM87 243V242H86ZM90 243V242H89ZM136 243H138V242H136ZM70 244V243H69ZM256 244V243H255ZM260 244V243H259ZM50 245V244H49ZM55 245V244H54ZM71 245V244H70ZM70 245H69V247H70ZM138 245H139V243H138ZM141 245H143V244H141ZM180 245V244H179ZM166 245H164V247H165ZM244 246V245H243ZM262 246H263V244H262ZM54 247V246H53ZM64 247H66V245L65 246H63V249L62 250H64ZM144 247V246H143ZM151 247V246H150ZM163 247V248H164ZM179 246H177V248H178ZM180 247H182L181 245H180ZM179 247V248H180ZM60 248H62V247H60ZM146 248V247H145ZM144 248V249H145ZM162 248V249H163ZM167 248V247H166ZM176 248V249H177ZM186 248H187V246H186ZM254 248V247H253ZM260 248H261V246H260ZM53 249H55V248H53ZM68 249V248H67ZM67 249H66V253H67ZM114 249V248H113ZM116 249V248H115ZM114 249V250H115ZM143 249V250H144ZM169 249V248H168ZM141 250V249H140ZM143 250H141V251H143ZM178 250V249H177ZM192 250V249H191ZM249 250V249H248ZM261 250V249H260ZM57 251H59V250H57ZM65 251V250H64ZM72 252L74 251V250H71ZM71 251H69V254L68 255H70V252ZM106 251V250H105ZM122 251V250H121ZM146 251V250H145ZM176 251V250H175ZM186 251H187V249H186ZM185 251V252H186ZM194 251V250H193ZM203 251V250H202ZM84 252V251H83ZM101 252V251H100ZM123 252H124V250H123ZM177 252V251H176ZM175 252V253H176ZM195 252V251H194ZM193 252V253H194ZM58 253V252H57ZM56 253V254H57ZM60 253V252H59ZM64 253V252H63ZM111 253V252H110ZM112 253H113V251H112ZM144 253V252H143ZM145 253H147V252H145ZM207 253V252H206ZM80 254H82V253H80ZM95 253H93V255H94ZM97 254H99V253H97ZM102 254H103V252H102ZM104 254H107V253H104ZM114 254V256L116 255L115 253H113ZM112 254V255H113ZM125 254V253H124ZM149 254H151V253H149V251H148V253L147 254H145V257L147 256H151V255H149ZM179 254V253H178ZM192 254V253H191ZM239 254H240V252H239ZM92 255V254H91ZM111 255V254H110ZM122 255H123V253H122ZM127 255V254H126ZM194 255V254H193ZM257 255H259V254H257ZM51 256H52V259H50L49 260V258H51ZM97 256V255H96ZM104 255H102V257H103ZM191 256V255H190ZM55 257V256H54ZM57 257V256H56ZM113 257V256H112ZM122 257V256H121ZM128 257V256H127ZM144 257V260H145V263H143V264H146L147 263V261H149V260H147L146 261V258ZM148 257V258H149ZM186 257V256H185ZM201 257V256H200ZM234 257V256H233ZM262 257V256H261ZM60 258V257H59ZM95 258V260L97 261V259H96V257H93V259ZM177 258V257H176ZM102 258H100V260H101ZM104 259H108L107 258V256H106V258L104 257ZM126 259V258H125ZM196 259V258H195ZM264 259V258H263ZM62 260H65V259H62ZM88 260H90V259H88ZM87 260V261H88ZM135 260V259H134ZM153 260V259H152ZM47 261V262H46ZM58 261V260H57ZM95 261V262H96ZM108 261V260H107ZM177 261H178V258H177ZM261 261V260H260ZM71 262V261H70ZM90 262H92V261H88V264H91ZM105 262H106V260H105ZM104 262V263H105ZM262 262V261H261ZM260 262V263H261ZM51 263V262H50ZM98 263V262H97ZM152 263V262H151ZM201 263V262H200ZM238 263V262H237ZM51 264H57V262L56 261H52V263ZM64 264V263H63ZM68 264V263H67ZM93 264V263H92ZM130 264H133V263H130Z\"/></svg>",
    "mask_w": 264,
    "mask_h": 264
}]
</instances>
